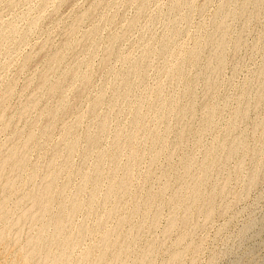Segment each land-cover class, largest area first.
I'll return each mask as SVG.
<instances>
[{"label": "rangeland", "instance_id": "1", "mask_svg": "<svg viewBox=\"0 0 264 264\" xmlns=\"http://www.w3.org/2000/svg\"><path fill=\"white\" fill-rule=\"evenodd\" d=\"M243 1L244 0H181V1L180 0H176V1L175 0L174 1L173 0H0V31L1 30L3 31V32L2 31L0 32V101H1L0 104H2V106L0 105V108L4 109V110L0 109V114L2 116V117L0 116V118L1 119L5 118L4 120L0 119V126L4 124L3 125L4 127L3 126L0 127V155H1L0 158L3 156L5 158V155L8 152V150L11 152H13L14 150V153L16 152L15 155L17 156V159H19L20 164H22L23 158L26 159V161L23 160L24 161L23 164L27 162V164H25L26 166L23 165L20 168L21 169L20 170L18 168L20 165L15 169L12 168L13 163H14L13 161L16 159H14L13 161L11 160L13 163L11 161L9 163L8 161L7 165L8 163L10 165L7 166L5 164L6 166L5 165L3 166L2 171H1L2 173H0V179L4 180V181H0V184H3V185H0V188L2 186L1 188L2 190L0 189V196L2 195L4 196V197L3 196L0 197V208H1V205L3 207V209L1 208V211H0V218L1 216H3V219L4 218L5 219L7 218L6 220L9 219L8 221H6V223L7 225L8 224L10 225V226H7L6 223L3 224L5 219L3 220L1 218L0 221H2L3 223L2 222L0 223V228H1L0 229V264H25L26 260H28L26 264H34L37 261H38L37 263L39 264H42V262L43 264L44 263L48 264L47 263L48 261L49 263L52 261L51 264H53L54 262H55L54 264H57V262L58 264H63V263L64 264H74V262L75 264H77L76 260L83 261L82 262L83 264H84V261H86L85 262L86 264H92L90 262L95 261V259L97 260L96 262L99 261L98 262L99 264H119L122 262L120 261V259L124 260V262H122L123 264L126 263L125 261H127L126 264H128V262H130V264H137V263L143 264L144 261L146 260L145 258H149V256L151 255H152L151 258L153 260L151 261V259L149 258L146 260L148 261V263L145 261V264L146 263L149 264L150 262L151 264H165V263L170 264L172 262H173L172 264H264V77H263L264 76V66H263L264 65V0H253V2L256 1V4L258 3L256 5L254 2L255 6L252 4L251 0L249 1L245 0L244 2ZM170 2L171 3L175 2V4H177L175 5L176 8L174 6H171ZM225 4H227L228 7ZM242 4H245V5H242ZM218 6L223 9L220 10L221 8H219ZM171 7L174 8V10ZM225 7H226V11H224ZM241 7L245 9L244 13ZM217 8H219V10ZM227 8L228 9L230 8V9L228 10ZM233 10H235V12H233ZM86 11L87 13L88 12L89 13L88 14L84 13ZM230 11H232V13ZM237 11H239V13H237ZM214 13L216 14L215 15L216 17H214ZM236 13H237V16H236ZM217 14L219 15L221 14L220 15L222 16L221 18H225L223 17L224 14L225 16L229 14V16L226 17L227 19L226 18L219 19V15L217 16ZM31 18L37 23L35 24L31 23V22H34V21H31ZM213 18H215V20ZM221 20H223L221 23L225 22L226 26L224 24H222L223 26L220 25L221 23L217 25V23L220 22ZM213 22L215 23L213 24ZM28 24L30 27L27 26ZM33 25L35 27H33ZM215 27H217V29ZM223 27H225L226 29V30L224 29L225 32L221 31L220 29ZM7 28L8 30H11L12 32L14 29L15 31L16 30L17 31L16 33L12 35L11 34L12 32L9 31L10 33H8ZM27 28L29 30H27ZM214 28L217 31H215ZM212 30L214 31L212 32ZM220 31L224 32L225 34L222 33L221 35ZM4 32L6 35L5 39L3 36ZM6 32L9 35H7ZM25 32H27L26 33L27 35L25 34ZM209 32L213 35H214V32L215 33L218 32L219 34L216 33L213 39H211L213 35H211L212 37L210 36L211 38L207 39L206 36L210 35ZM21 33L22 35H25V37L22 36L21 38ZM207 33L209 34L207 35ZM217 34H218V37H217ZM198 37L199 38L201 37L203 39L200 38L197 40ZM219 37L220 39H218ZM216 38H217V41L222 40V42H219V41L216 42ZM195 39L197 40V42L194 41ZM206 39L207 40L211 39V42L207 41ZM214 39H215V42L212 41ZM201 41L203 42V44L201 43ZM193 42H196L198 44L201 43L203 46L200 44L201 45V48H200L197 46L198 45L197 44L196 45L198 47V50H197V47L196 48L193 47L196 44V43L193 44ZM213 43L214 45L216 43V45L214 46ZM67 44H70V47ZM217 45L220 47L221 51ZM204 46L207 47V50H204V52H202L203 50L201 49L203 48L206 49V47ZM66 47H69V48L66 49ZM109 48L111 49L110 51L108 50ZM190 48L192 49L194 48L192 50V53L190 52L191 51ZM187 50H189L188 53H187ZM194 50L195 51L197 50V52H195ZM58 51H60L63 54L62 55L59 52V54L64 56V59H62L61 55L58 54ZM107 51H109L110 54H108ZM218 52H220L221 55H219L220 53ZM207 53H209V56L207 55ZM56 54L59 57H61L60 59L62 61L58 58V56L56 58ZM186 54L187 55L189 54L188 57H190L193 61L196 60L197 63L195 61V65H194V62L191 61L190 58L188 60V57L187 58L185 57L187 56ZM196 56L200 58H197ZM214 56H217V57L215 58ZM221 57L222 59L218 60V58H221ZM185 58L188 61H185ZM55 59L60 60V61L57 60L59 62L58 65H56L57 62ZM214 61L216 62L214 63L216 65L213 64ZM177 62L180 64L182 62L183 63L185 62L184 64L187 67H185L184 64L179 66ZM173 63H176L174 64L175 65L174 68L172 65ZM220 64H221V67L219 66ZM50 65L51 66L54 65V67L57 69L55 68L53 69V67L50 68ZM183 65L185 69L183 68ZM133 67L135 70L137 69L135 73H134L135 70H133L132 72ZM47 68L49 70H46ZM172 68L173 70L174 69L176 70L171 72ZM177 68L178 69L183 68L184 71L183 70L179 71ZM67 69H69V71ZM65 70H66L65 73L67 75L64 74L65 76L64 78H62V76L60 75H62L64 73L63 71ZM77 70L78 71L80 70L81 72H76V75H75L74 72ZM44 71H47V72H44ZM176 71H177L176 74H178L180 78L177 77V75H175ZM170 72H171L170 74L171 76L169 77L168 73ZM178 72H182V73L179 74ZM204 73L205 75H203ZM79 75L81 76L82 81ZM172 75L174 78L172 77ZM74 77H76L75 78L76 80L77 79L79 80V78L80 80L76 81L75 79H73ZM185 77H186V80L189 77L188 80L190 81H186L184 79ZM191 77L192 78L194 77L193 78L194 80L190 79ZM182 81L184 83H181ZM41 82L43 85V88L41 87L42 90L39 88L40 86H42ZM58 82L60 83L59 85H58ZM45 85L48 87V89L45 87ZM50 85L55 86L56 89L60 87L61 89L59 88L60 90L58 89V92L61 94H58L57 91H56L57 93H53V89L54 91L56 89ZM182 85L183 86L186 85V86L183 87ZM206 85L207 87H205ZM6 88H8L9 90L8 89L6 90ZM124 89H126V93H128L129 95L125 96ZM184 89L187 91H184ZM190 89L193 95H190V99H189V92H191ZM7 91L8 92L10 91V94ZM48 91L52 92V94L51 95L50 93L48 94L47 93ZM242 93L243 94L245 93V94L243 95ZM2 95H4V97ZM60 96H62L63 100L65 99L64 101L63 100L61 101L62 102L61 104L59 103L60 102L59 99L61 98ZM158 97L161 99V100L159 99L160 101L157 99ZM143 98H145L144 101H143ZM2 100L4 103L2 102ZM30 101L32 103H30ZM140 101L141 102L143 101V104H141ZM146 101L147 103H144ZM191 101L193 104L191 103ZM64 102H67V104L66 103L64 104ZM152 102H156V104L153 103V107H155L154 110L153 109L150 110V108H153ZM160 102H163V103L166 102L167 104L171 103L169 104V106L171 105L170 107L173 108L174 110L170 109V107L168 108L167 107L168 105L166 103L161 104ZM184 102L186 103V105H183V107L185 106L186 107L183 109L182 104H185ZM91 103L93 105L95 104L96 106L95 105L93 106ZM157 103L161 105L159 106ZM136 104H141L143 107H141L140 105L138 106ZM187 104H189V108ZM23 105L25 106V109L28 108L27 109L28 112L24 109ZM35 105H36V108L32 109L31 107L32 106L35 107ZM57 105H60V106H58L57 108ZM54 106L56 108H54ZM136 106H138V108L141 107V109L140 110L136 109L137 108ZM144 106H147V107H144ZM157 106L158 107L163 106V108H160L161 109L160 110ZM165 106L168 108V109L166 108V110L170 109L169 111H167V113H164L166 112V110L165 111L163 110L165 109ZM180 106L182 109L181 108L179 109ZM239 106L241 107L242 110L245 109V111H241ZM19 107H21L20 108L22 109L21 111H24V112L21 113V111L18 110ZM60 107H61V110H60ZM213 108L216 110H214ZM56 109H58L59 111L58 110L56 111ZM178 109L181 111L180 114H179L180 111ZM190 109L192 110V112ZM238 109H240V112H238L239 111ZM136 110H138L137 115L139 114L138 115L139 118L138 116H136V112H133ZM175 110L177 111L176 113H175ZM184 110L185 111L187 110L186 111L187 112L186 115L188 114L187 116L184 115L185 114ZM48 112H53L52 114L53 116H51V114H49ZM20 113L21 114L24 113V114L21 115ZM177 113H178V116L176 115ZM133 115H135L136 118H133L132 117ZM140 115H142L143 118ZM103 117L106 120L104 119L100 120V118H103ZM140 118L142 119L143 122H141ZM177 118H179V121ZM183 118L185 120H183ZM9 119L10 120L12 119L11 120L12 123L11 121L8 122ZM131 119L132 120L135 119L136 122L133 121L134 122L133 123ZM77 120L78 122H76ZM1 121L3 123H1ZM104 121L106 124L103 123ZM205 121H207L205 123L206 126L203 124ZM8 123L11 124V125L9 124L10 126L8 125L9 128L7 127ZM137 123L139 124L137 125ZM100 124L101 126L103 124L104 127L106 125L107 128L106 127L103 128L101 126L99 127ZM135 124L138 127H136ZM185 124L188 127L185 126ZM69 125L74 126V127L69 128L68 127ZM139 125H141V127ZM97 126L99 127V129L97 128ZM131 126L134 128L135 127L138 128L137 130L135 129V131L137 132H134V129ZM145 127L148 129V132L146 131L147 129ZM164 127L165 129L170 128V130L168 129L169 131H167L166 129V131H164ZM71 128H73V130ZM88 128H90L91 131L93 130L92 134H90L91 131ZM150 129L153 132L151 131L149 133ZM177 129H179L180 131L179 130L177 131ZM86 130L88 131L90 135L86 133L87 132ZM97 130L98 131L100 130L99 132L101 133L97 132ZM103 130H105V132ZM154 130L156 131L155 135L156 136L159 135L158 137H156L153 134ZM67 131L69 133L71 132V134L68 135ZM15 132L17 133L18 136L15 134ZM116 132H118V135L120 133L121 136L119 135L120 137H118L117 135L115 137L114 134L116 135ZM129 132L130 133L134 132L136 135H134L133 133L130 134ZM18 133L21 135H19ZM97 133L100 134V138L98 137L99 139L97 138V136H99V135H96ZM147 133H149V136H147L148 135ZM28 134L29 136L31 135L30 136L31 138L27 136ZM64 134H66L67 136ZM126 134L133 135L135 139L133 137L131 138L128 137V135L126 136ZM95 135H96L95 137L96 140H94V137H93ZM153 135L154 137H156L155 139ZM160 135L162 136L161 140L159 139L161 137ZM66 137H69L68 140L66 139ZM84 137L86 138V141H84L85 140L83 139ZM87 137H89L90 140L93 137L92 142L90 141L91 144H89L90 142ZM117 137H118V140H116ZM150 137H152V140H150ZM163 137L165 138V140L163 139ZM16 138H18L19 140H17ZM23 138L24 140H22ZM111 138H113V141ZM177 138L179 140L182 138L181 140L183 141L181 140L178 141ZM234 138H236L235 142L234 140L231 141V139H234ZM30 139H32L33 142ZM13 140H15V144H17L18 142L19 143L21 142L20 143L21 145H23V142L26 140L28 146L24 147L25 142H26L25 141L24 146H22L24 148L23 149V148H20L21 145L18 143V145H20V146L17 145V147H19L18 149L14 146L15 144H13L14 142ZM59 140H61L62 142ZM129 140L130 142L131 141L132 142L130 143ZM153 140L155 142H151ZM236 140L238 142H236ZM115 141L116 142L118 141V142L115 143ZM161 141L164 143L162 144ZM28 142L30 143V145ZM85 142L87 143V145ZM109 142L111 143L109 144ZM113 142L116 145L112 144ZM121 142L127 145L131 144L132 147L129 146L125 149V146L127 145L122 146ZM59 143H60V146H59ZM73 143L76 146V148L72 146L69 148L68 145L70 144L73 145ZM93 143L97 145L94 146ZM214 143H216L215 145L218 147L219 145H223L221 146L223 147L222 148L223 151L221 147H219L221 149L220 150L218 147L214 145ZM11 144H13V146ZM64 144H67V145H64ZM118 144H121V145H118ZM108 145L109 147L111 145H114V147L112 148L111 146V148H112L113 154L115 153V155L111 154L112 151H111V148L108 147ZM163 145H164V148H163ZM57 146H58V149H57ZM64 146H67V148ZM88 146L89 148L86 149V147ZM115 146L120 147V148H116ZM121 146L124 147L125 149V150L123 149L124 151L122 150ZM159 146H161V149ZM229 146L230 147L234 146V150L236 152H234L233 150L232 153H236V154L231 155L230 154L231 152H230L228 154L229 158H227V156L225 157V155L230 151ZM9 147H12V149L11 148L9 149ZM212 147L213 148L216 147L217 149L215 148L213 152ZM2 148H4V150H2ZM6 148L8 150H6ZM54 148H56V150H59L55 152L56 156L55 154L52 155L53 152L56 151ZM59 148L61 149L63 148L65 151L62 149L60 152ZM71 148H74V149H71ZM104 148L105 149L109 148V149L106 152L105 150H103ZM237 148H240L238 149V152H237ZM83 149L84 151H86V153H84ZM115 149L118 151L117 152L118 156H116L117 153ZM129 149L131 150L130 151L131 153L129 152ZM156 149L157 150L159 149L160 151L158 150L157 153L154 152V151H157ZM21 150L22 151L25 150L26 152L23 153ZM119 150L121 152L120 154H119ZM209 150H210V154H208ZM215 150L216 151L219 150L218 152H220L219 153L220 156ZM1 151L6 152V153H2ZM169 151L170 153L171 151H173L172 152L173 154L172 153H171L172 155H170V153L168 154ZM11 152H8V154H10ZM58 152L62 154L59 155ZM87 152L89 153V155ZM96 152L97 153L101 152L102 155L101 154L99 155ZM136 152L139 154H137ZM205 152L206 154L204 155L203 153ZM21 153H23L24 155H21ZM82 153L85 155L82 156ZM17 154H20V155H17ZM68 154H69V157H68ZM104 154L106 155L105 158L107 156L109 157L105 159ZM157 154H159V156H156ZM221 154L222 156L224 155L225 159H223L224 157H222ZM26 155L28 158L24 157ZM98 155L101 156L99 157V159L96 158L98 157ZM130 155L132 156L133 161L131 159L129 160V158H131ZM153 155L156 157L152 158ZM203 155L204 156L210 155V157L206 156L204 159ZM16 156H14V158H16ZM59 156H61V158ZM114 156H116L115 158L118 157L117 158L118 160L116 159L117 167L115 166L116 162L115 163L111 162L112 164H108L110 161L115 160ZM135 156L137 157L136 159H135ZM215 156H217V158H215ZM94 157H95L94 159L95 162L91 160ZM126 157L128 158L129 163L128 161L126 162L127 160ZM168 157H170L169 160H167ZM4 158H1V159L3 160ZM83 158L85 160H83ZM202 158H203V161L206 160L205 162L209 164L208 166L209 168L201 167L202 163L204 164V165L202 164L203 166L207 165L205 162H202ZM96 159L101 162L97 161ZM185 159L188 160L187 161L188 163H190L188 165V167L191 166L189 169L188 167H186L187 162L186 163L183 162ZM212 159L214 160L211 161ZM54 160H56L55 163H54ZM64 160H67L68 163L70 164H67V162L65 161L66 162V165H65ZM217 160L220 162V164H217L218 163ZM96 161L99 164L100 163L101 164L99 165L98 163H96ZM180 161L183 162L186 168L183 167V164ZM210 161L213 162L214 165L211 164ZM214 161L216 162L217 165L215 164ZM123 162H126L124 164L125 167L128 166L129 164L133 165L132 167L131 165H129L130 167H127V168H131L132 170L130 169L128 170L126 168V171H122L124 167ZM49 163L53 164V166L55 167H52L51 165L49 167ZM57 163L59 165V168L62 167L60 169L58 168L60 171L56 170L58 166ZM59 163H61V165ZM90 163L91 164L94 163L92 164L93 167L91 168H90V165H91ZM179 163L182 164V166ZM32 164H34V166L36 165V167L32 169V171L34 170L33 173L30 170L31 167L33 168ZM97 164L99 166L95 167V165ZM150 164L151 166H149ZM67 165L68 167H66ZM121 165H123V167H121ZM210 165L212 166L210 167ZM24 166L26 168H24ZM101 166L103 169L99 170ZM213 166H215V168ZM51 167H52V171L54 174L51 172ZM112 167L113 169H111V171H114L116 167L115 171L117 173L114 171L116 173V174L114 173L115 175L114 174L112 175L113 172L109 171L110 168ZM125 167H124V170H125ZM78 168H79V172H77ZM87 168H89L91 172L89 169L87 170ZM92 168L95 171L99 170L103 173L98 174L99 172H95ZM47 169H49L48 170L49 172L47 171ZM209 169L211 170L210 174H209V171H210ZM17 170L20 172L18 173ZM85 170L88 175L85 173ZM201 170H204V171H201ZM255 170H256V173H255ZM4 171L7 173H5ZM29 171L31 172V174ZM62 171L65 172L68 178L65 176V174ZM129 171H131L130 175L128 174ZM251 171H254V173ZM9 172L12 174L17 172L18 174H14L13 176ZM35 172L37 173L34 174ZM58 172H62L60 173L61 175ZM88 172H90V174ZM201 172H203V175L201 174ZM41 173L43 174V176ZM57 173L61 177H59ZM68 173L71 176L70 175L68 176ZM80 173H82V175L84 173L86 176L85 175H84L85 177L81 176ZM120 173L122 176H119ZM4 174L8 178L2 176ZM77 174H79V176ZM253 174H255L256 177L252 176ZM16 175H19V176H16ZM98 175H101V177ZM199 175L201 179L198 177ZM9 176H11V178ZM29 176H33V177L29 179ZM45 176L46 178H44ZM91 176L93 178L94 177H97V178L93 179ZM115 176L116 177L119 176L118 178L120 179L121 177V179L118 180V178H115ZM166 176L170 178V179L168 178L169 179L168 183H167L168 180H166ZM80 177L81 178L84 177L82 178L84 182L81 180ZM14 178L16 179L14 180ZM38 178H42V179H38ZM50 178L53 179V180L51 179L53 182L49 180ZM114 178L117 179L118 181H116ZM202 178L204 181L202 180ZM63 179L65 180L63 181ZM66 179H68V181L70 180L71 181L65 182ZM97 179H99V181H97ZM198 179H200V182H197L199 181ZM12 180L15 183H12ZM40 180H43V181H40ZM44 180H46V182H44ZM122 180L124 182V186L127 185L126 187L128 186L130 187V189L129 187L127 189L124 186L123 187L125 189L119 188L121 189L120 191H122L123 194L119 192V189L116 192L117 188L119 187L118 184H116V182L119 183V181H122ZM126 180L128 181L127 183H126ZM194 180L196 181V183L194 182ZM8 181L9 183L7 184L8 186L6 187L5 185ZM47 181L50 183H48ZM95 181L99 182V184H96L97 182L94 183ZM106 181L108 182L109 185L111 184L110 182H113L110 185V187L113 184L115 186L113 185L112 186L113 188H109L108 187L109 185L107 184ZM59 182L60 184L58 185ZM63 182H65L64 184L65 185L67 184L68 187L64 186V184H62ZM193 182L195 183L194 185L198 183L196 185V188H198L197 194L198 196H202V198L196 195L193 196L194 194L193 192L194 188L192 184ZM42 183L47 187V189L49 186V190H47V192L49 191L48 194H52V195L51 197L50 195L48 197L46 195L47 198L46 197L45 198L47 199L48 203H45L46 199L44 198L45 199L44 202L42 201L40 204L36 205L34 197H36L35 195H37L40 192L38 188L39 189L46 188L44 185L41 186ZM80 183H83L84 186ZM92 183L95 185H98V188L95 189L97 186L93 185ZM39 184H41L40 185L41 188L38 186ZM91 184L95 186V188ZM163 184H166L165 185L166 187H164ZM36 185L38 186V188ZM50 185L54 189L51 188ZM75 185H77V189ZM78 185L80 187L83 186V189L84 188L85 189L81 190ZM10 186L12 189L10 188ZM59 186L61 187V189L59 188ZM178 186H181V188L179 189ZM32 187L34 189L36 188L35 190L37 191L34 190V193H33ZM107 187L109 188L108 190H106ZM6 188L11 191L6 190ZM78 188L81 192L78 190ZM161 188H163V190ZM50 189H52L53 191ZM122 189H124L125 191L126 189L130 191L129 192L126 191L127 194H125L124 193L125 191ZM159 189L161 190V192ZM178 189L181 190L179 191V193L177 192ZM183 189L184 190L186 189L187 191L185 190L182 193ZM215 189L217 191V194H216ZM75 190L79 191L80 194L82 195L79 196L78 195L79 192L75 193L76 192ZM92 190H93L92 192L93 194L91 193L89 194V192ZM94 190L96 191L94 192ZM157 190L160 193L156 192V194L159 193L156 196L155 191ZM174 190L177 196L174 194L171 195V193H174L173 192ZM220 190L221 191L224 190L222 191L223 193H221ZM27 191H28L27 194L31 193V195H26L25 193ZM50 191H52L53 193L52 192L50 193ZM55 191H58L56 192L58 195L55 194ZM105 191H108V192L111 191L112 193L114 192L111 195L115 196V199L114 197L112 198V196L108 194V192H105ZM198 191L201 195L198 193ZM208 191H210L212 194L209 192L208 193L209 196L206 198ZM22 192H24V194H22ZM36 192L38 193L36 194ZM115 192L118 194L117 196ZM186 192H188L189 194H187ZM202 192H203V195H202ZM59 193H60V196H62V200H61V197L59 196ZM74 193L75 195L77 194L76 197ZM161 193L162 195H160ZM64 194H66V196ZM69 194H70V197L68 196ZM95 194H97V196ZM103 194L104 195L107 194L106 196L108 197L107 198L108 201L106 200V196L103 197ZM120 194L123 196L120 197ZM214 194L216 195L214 196ZM89 195H92V197L94 198L92 199V197ZM158 195H160V197ZM187 195L191 196V198H188ZM144 196L147 197L146 200L144 199L146 198ZM171 196H172V199L174 200V201L172 200L173 202L171 201L172 203L169 202L170 199L168 200V198H170ZM175 196L177 199H175ZM183 196H184V199L187 197L186 199L187 201H185L184 199H181L183 198ZM192 196L193 198L195 197L196 200L198 197V201L192 200L191 203H194V204L189 205L190 202L188 203V201H191L190 199H193ZM203 196H204L205 204L203 202L204 201ZM66 197H68L69 199L67 198V201H64ZM72 197H74L75 199H73ZM116 197L117 198L119 197L118 200H116ZM156 197L158 198L155 200ZM111 198L114 200V201L112 200L114 203L110 202ZM149 198L150 199L152 198V200H148ZM179 198L183 200L181 203H179L180 202ZM199 198L201 199L202 202L200 201ZM208 198H210V202L212 200L213 204L207 201ZM17 199L19 202L23 201L22 204H20L18 201L17 203L16 202ZM24 199H28V200L24 201ZM48 199L51 200V202ZM52 199L55 202L57 201L59 204L61 201L62 205L63 204L64 205L60 206L57 202L54 203ZM103 199H105L107 202L106 201L103 202L102 201ZM1 200L5 201V202L3 201L4 204L1 202ZM13 200L15 203L13 202ZM71 200L73 204L71 203ZM78 200L79 201L81 200L80 203L82 204H79ZM175 200H178L177 203L175 202ZM144 201H145V205L147 206L148 204H150L149 201H151L150 205L153 204L152 207L150 205L146 207L143 203ZM162 201L164 204L165 202L169 203L168 205H172L175 202L176 204L174 203L173 205H176V206H174L175 208H172L173 206L169 207L167 206V204L164 205ZM65 202L67 203L65 204ZM87 202H89L88 203L89 205L87 204ZM102 202L103 203L106 202L105 204L107 205L103 204V207H102ZM206 202H209L208 203L209 206ZM5 203H6V206H3L5 205ZM99 203H101L100 204L101 206L99 205ZM109 203L111 205V208H110ZM182 203L186 205L188 204V205L186 206V205H183ZM33 204L34 206H32ZM41 204L45 206L43 207V209L45 208L44 210L47 211L46 208L50 209L51 212L47 211L48 212L47 214H50L48 218H47V214L46 215L44 214V212L46 211L40 208V206L42 207ZM44 204H47L48 206H51V205L52 206L48 207L47 205H44ZM85 204L87 205V207ZM117 204L119 205V207L121 206L124 209L121 207L120 209ZM133 204H135V206L138 208H135ZM20 205L22 206L20 207ZM68 205H69V208H67ZM140 205H142V207ZM37 206H39L38 209H37ZM56 206H58V208ZM76 206H77V209L74 208ZM113 206L115 209L113 208ZM127 206L129 209L127 208ZM143 206H145L144 209H143ZM163 206H167L168 208L163 207ZM179 206H181V208H179ZM183 206L186 208L187 207L189 208L186 209ZM210 206L212 209L209 208ZM59 207L61 208L60 210H58ZM65 207L67 208V211ZM71 207L74 208V210L78 212H75L73 209H71ZM80 207H84V208L79 209ZM88 207L89 208L91 207V209H89ZM206 207L207 209L202 210V208H206ZM17 208L19 209V212L18 214L15 215V213H17L18 211ZM107 208H110L109 210L113 211V212L111 211L112 215L114 213L115 215L120 213V215L118 214L116 215V217H114L115 215L111 216L109 214L110 211L109 210L106 211ZM132 208H135L136 210L134 209L135 210L134 211L132 210ZM156 208L160 210L156 211ZM9 209L10 210L13 209L12 210L13 212L12 211H10L11 213L5 212L6 210L9 211ZM84 209L85 211L88 210L90 214L88 218H87L88 213L86 212L87 214L86 213L84 214L85 212ZM93 209L94 210L96 209V210L93 211ZM146 209H147V213L145 212ZM176 209H180V210L176 211ZM208 209L209 211H207ZM2 210H4L5 213ZM61 210H63L62 212L63 214L66 211L65 213L66 215L60 214ZM72 210H73V213H71ZM91 210L95 212L94 214L92 213L93 216L91 215ZM28 211L29 212L32 211V212L29 214ZM55 211L58 213H56ZM203 211L205 213H208L207 216ZM36 212L37 213L39 212V214H36ZM141 212L142 213L144 212V213L141 215ZM155 212H157V214L160 212L158 214L159 216H156ZM7 213H10V214L7 215ZM53 213L56 215L55 217L58 218L57 219L58 221H60L61 219L62 220L64 219L63 221L61 220L63 223L60 221L61 222L60 232L63 230L65 231V234L66 233L69 234L70 232V235H71V232L74 231L75 234L74 233H73L74 235L72 234V236L74 237L69 236V238L73 242L68 238L67 234L65 237L60 232H58L56 236L54 235L56 234L54 232L55 231L54 225L58 221L57 220L55 221L54 218H52L54 222H51L52 220L50 219L51 217L54 216V215L51 216V214ZM75 213L76 215H73L74 219L70 220L72 219L71 217H73L71 215ZM107 213L109 214V217ZM126 213L129 214L128 218L126 217L127 220L124 217ZM173 213H175V215ZM209 213H211V215ZM11 214L13 215L11 216ZM23 214L25 216H22ZM144 214L146 216H144ZM172 214H173V217H172ZM36 215H37V219L35 217ZM68 215L69 217L71 216L69 219L68 217H66ZM122 215H124L123 216L124 218L122 217ZM138 215L140 217L141 216L146 217L145 218L146 222L144 223L145 219L143 220L142 219L143 217L140 219ZM152 215L154 217H158L156 223L154 222L156 221V218L155 220H154V217H153V220L151 219ZM186 215L188 217L187 218L188 221L186 217L185 219L188 223H186L183 217ZM208 215L209 217L210 216L211 217L207 219ZM106 216L110 219L111 217H114V219L109 220L106 218ZM26 217H28V220ZM45 217L47 218L46 220V222L48 221L47 223L43 221ZM96 217L100 218L101 220L98 219L100 221H97ZM120 217H122V221L124 224H122V221L121 222L117 221L118 219L121 220ZM167 217L169 218L172 217V218L168 220ZM181 217H182V220H181ZM17 218H19V220H17ZM38 218H40V220ZM66 218L69 221H71L72 224L68 220L66 224ZM85 218L90 219V220L92 219V220L90 221ZM174 218H176L177 220L175 221ZM33 219L35 220L33 221ZM16 220L18 221V223L15 222ZM26 220L30 224L29 223L27 224ZM82 220L84 221V223H86L84 225L85 227L86 225L89 226L91 223L95 221V224H91V230L89 228L90 231H92L93 229L95 230L89 233L88 228L87 227L85 228L82 226L83 225ZM140 220H142V223ZM166 220H168L167 221L168 223L170 222V220H172L174 223L176 222V226H172L173 227L172 230H170V227H169V230H167L168 228L166 227H168L169 225L167 226L165 225L167 223ZM10 221L13 223V224L11 223L12 225L10 224ZM182 221H185L186 224L183 223ZM23 222H26V223H23ZM31 222L34 224H32ZM41 222L47 225L50 222L51 225L53 224L54 225L53 227L52 226L50 227V224H49L48 226L49 229H48L47 225L45 226L46 227L45 228L43 227L45 224L43 225ZM88 222L90 224H87ZM98 222H101L104 225ZM113 222L114 224L118 222L120 223L114 225ZM150 222L152 223V225ZM137 223H138L139 228L140 226H143L142 229H145V231L143 230L142 232L141 229L137 231L138 226L135 227ZM15 224H20V226L21 224H23V226L25 224V226L24 227L23 226L20 227L19 225L15 226ZM120 224L124 226H119ZM182 224L183 225L185 224V226H183ZM28 225L29 226L34 225V226L31 228V226L29 227ZM94 225L96 226L101 225V226H99V228L98 227L95 228L96 226L94 227ZM116 225H118L121 231V232L119 231L120 234L117 233L118 227H116ZM131 225H135V226L131 227ZM13 226H14V229L11 230ZM17 226L18 228H16ZM64 226H66L67 229ZM6 227H9V229L7 230ZM27 227H29V229ZM36 227L39 230V231L37 230L38 232L36 231L37 229ZM74 227L77 229H75ZM78 227L79 228L81 227V229H79ZM148 227H151V229L150 228L148 229ZM72 228H74V230H72ZM128 228L129 230L131 229V231H129ZM132 228H134L135 230L137 229L136 232ZM15 229L16 230L18 229V230L16 231ZM43 229L44 230L46 229V231L43 232ZM78 229L79 230L83 229V230L79 231ZM84 229L87 233L84 231ZM104 229L106 230L104 231ZM163 229L165 230V232ZM77 230L80 232L79 234H81L82 232V234L84 233V236L85 235L86 236L84 238L83 236L79 237V234L76 232ZM17 232L19 233V235ZM40 232H43V235L38 234ZM105 232L107 233L104 234ZM111 232L112 233L115 232L117 235L112 236ZM129 232H131L132 234L130 235ZM34 233H36L35 236H39V238L37 239L36 237L34 238ZM52 233H53V236H52ZM162 233H164L163 234L164 236H162ZM182 233L184 234L182 235ZM31 235L36 240L40 239L41 237H43L44 239L45 238L47 239L49 235H51L52 237L49 236L50 241L48 239L44 240L43 238H41L40 241L43 242V244L38 240L42 244L41 245L40 243H38V241L36 242L32 237H30ZM103 235H105L104 237L108 238L107 246L106 244L102 245V243L104 242V238H101V237H103ZM132 235H135L137 237L139 235H142V236H140V238L138 239L137 237L132 236ZM44 236H47V237H44ZM121 236L124 241L120 238ZM56 237L58 239H56ZM63 237L64 238L67 237L70 241H68V245H67L68 248L64 247L65 249L63 250V255H62L61 254L62 247L65 244L63 243L61 245L60 244L57 245L58 249L56 250V252L58 254L54 252L55 249H53L54 248L53 246H55L56 248L57 243L65 242V240L67 241V239L64 240ZM75 237L77 239H75ZM111 237L112 238L115 237L114 239L115 241L116 240L117 241L115 242L114 240H111L112 239ZM151 237L153 239H151ZM180 237L182 238L183 241L179 239ZM51 238H53V240ZM59 238L62 239L61 242ZM78 238L82 240L80 239L78 240ZM99 238H101L100 244L96 246V244L99 243V240H98ZM156 238L159 239L157 240V242L155 241ZM162 238H164L163 241H162ZM133 239L135 240V242H132L134 241ZM148 239L150 240V242L148 241ZM160 239L162 243L159 242ZM176 239L178 240V242H180L179 240H181L182 243L180 242L181 244H178ZM30 240H32L31 242H33L34 246H35L34 243H36V246L37 245L38 246L32 249L31 245H29ZM74 240L75 241L77 240V243H79V245L77 244L78 245L77 247L75 246L76 243L74 242ZM118 240H120V242H118ZM52 241H55V242H52ZM175 241H176V244L174 243ZM45 242H49L50 244L52 243L51 245L52 248L50 246L47 247L48 243L46 244ZM69 242L71 244H69ZM110 242H111V245H110ZM118 243H121V244H119L118 246ZM150 244L153 245L152 247H155L156 245L158 249L156 248L155 250V248H151ZM24 245L26 246L25 248L23 247ZM70 245L74 247H71ZM104 245L106 247H104ZM115 245L119 247V249H123L125 253H123V251L121 250L119 252L121 254H118L119 249L115 247ZM149 245H150L151 252L149 251V247H147ZM39 246L41 249H42L41 246H43V248L47 247L48 249L50 248L51 250L49 249L50 251L49 252L47 251L48 249L45 248L44 252L47 251L46 252L47 254H46L43 251H39L40 250ZM60 246L61 248H59ZM108 246L109 247L112 246V247L109 248ZM29 247H31V249ZM98 247L100 249H98ZM102 247H104L103 250L101 249ZM38 248L39 250H37ZM107 248H109V250ZM112 248L114 251L116 250L115 252L112 253L113 255L116 253L114 256L111 255L110 253L113 251L111 250ZM147 248H148V251H147ZM87 249L89 250V252H85V250ZM126 249L127 250L129 249V251H127ZM144 249L145 251H143ZM23 250L25 251V254L22 253L24 252ZM65 250L66 251L68 250V251L66 252ZM99 250L101 251L100 253H99ZM104 250L105 251L107 250L105 252L106 254L105 255L103 254L104 256H101ZM141 250L143 252L147 251L148 253L149 252L150 253L148 255H146V253H144L145 255H141V253L143 254ZM178 250L179 251L181 250V251L178 252ZM35 251L36 253L41 252L40 255L36 254V256L38 255V258L35 256ZM69 251H71L72 253L71 255L68 254ZM90 251L91 253L95 252L96 254L90 255ZM52 252H53V255H52ZM59 252L61 254V257H60ZM175 252L177 255L178 254L179 256L181 255V257L178 256L177 259L179 261H176L177 260L176 259L175 260L176 262L174 261L171 262L170 258L173 255V253L175 254ZM181 252H183V254ZM54 253L57 255H55ZM84 253L86 254L88 253V256L90 255L89 256L90 258ZM98 253L104 259L102 258L100 259L99 258L100 256L98 255ZM44 254H46V256ZM78 254H79V257H78ZM109 254L113 256V258H115L114 259L115 262H113V259L112 257H110ZM117 254H118V258H116ZM122 254H125L128 260ZM26 255H29L28 258L30 259L28 258L26 259ZM64 255H65V258H64ZM67 255L71 256L70 257L71 259L69 258V256L67 258L66 257ZM96 255H97V258H94V256ZM121 255L124 257H122ZM41 256H44V258L48 257V260L43 261L44 258L43 257L41 258ZM50 256H53L55 259ZM58 256L61 259L58 258ZM74 256H76L77 258H73ZM80 257L81 258L85 257V259L82 258V260H80L81 259ZM138 257L142 258V262H140V259ZM39 258L42 260V262H39L41 261V260H38ZM62 258L63 259L67 258L68 262L65 263L66 261L63 260ZM88 258L91 261H89ZM143 258L145 260H143ZM74 259L76 260L74 261ZM109 259H111L112 261H110ZM136 259L138 260L137 263L136 261H134ZM60 260H63V263ZM100 260L103 262L100 263ZM132 260L134 261V263L132 262ZM79 261H78V264L81 263V262L79 263ZM166 261H168L169 263ZM93 264H96V263L94 262Z\"/></svg>", "mask_w": 264, "mask_h": 264}, {"label": "bare ground", "instance_id": "2", "mask_svg": "<svg viewBox=\"0 0 264 264\" xmlns=\"http://www.w3.org/2000/svg\"><path fill=\"white\" fill-rule=\"evenodd\" d=\"M173 1H174V0H173ZM175 1H176V0H175ZM180 1H181V0H180ZM244 1H245V0H244ZM244 1H243V2H244ZM248 1H249V0H248ZM251 1H252V4H253V5H254V2H255V4H256V1H254V2H253V0H251ZM258 2H259V1H258ZM170 3H171V2H170ZM177 3H178V2H177ZM172 4H174V5H172ZM252 4H251V5H252ZM257 4H258V3H257ZM257 4H256V5H257ZM170 5L175 7V5H177V4H175V2H174V3H171ZM225 5L227 6V4H225ZM242 5H245V4H242ZM247 5H248V3H247ZM219 6H220V5H219ZM219 6H218V7H219ZM254 6H255V5H254ZM227 7H228V6H227ZM171 8H172V7H171ZM175 8H176V7H175ZM219 8H221V7H219ZM219 8H217V9L219 10ZM237 8H238V7H237ZM172 9L174 10V8H172ZM222 9H223V8H221L220 10H222ZM227 9H228V8H227ZM229 9H230V8H229ZM229 9H228V10H229ZM239 9H240V8H239ZM241 9H243V13H244L245 9H244L243 7H241ZM218 10H216V11H218ZM237 10H238V9H237ZM87 11H88V10H87ZM87 11L84 12V13H87ZM89 11H90V10H89ZM224 11H226V7H225V10H224ZM241 11H242V10H241ZM241 11H240V12H241ZM220 12H221V11H220ZM222 12H223V11H222ZM230 12L232 13V11H230ZM233 12H235V10H233ZM88 13H89V12H88ZM88 13H87V14H88ZM216 13H217V12H216ZM226 13H227V12H226ZM228 13H229V12H228ZM237 13H239V11H237ZM237 13H236V16H237ZM234 14H235V13H234ZM234 14H233V15H234ZM240 14H241V13H240ZM42 15H43V14H42ZM215 15H216V14L214 13V17H216ZM218 15H219V14H217V16H218ZM220 15H221V14H220ZM220 15H219V19L222 17V16H220ZM222 15H223V14H222ZM226 15H227V14H226ZM230 15H231V14H230ZM243 15H244V14H243ZM227 16H229V14H228ZM227 16H225V14H224L223 17L226 18ZM234 16H235V15H234ZM238 16H239V15H238ZM225 18H221V19H225ZM213 19L215 20V18H213ZM226 19H227V18H226ZM214 20H213V21H214ZM29 21H30V20H29ZM31 21H34V20H32V18H31ZM222 21H223V20H221L220 22H218L217 25L220 24ZM77 22H78V21H77ZM216 22H217V20H216ZM28 23H29V22H28ZM31 23H34V24H35V23H37V22L34 21V22H31ZM214 23H215V22H213V24H214ZM222 24H224V25L226 26V23H225V22H224V23H221L220 25H222ZM77 25H78V24H77ZM77 25H76V26H77ZM215 25H216V24H215ZM215 25H214V26H215ZM220 25H219V26H220ZM27 26H29V24H28ZM31 26H32V25H31ZM222 26H223V25H222ZM29 27H30V26H29ZM33 27H35V26L33 25ZM71 27H72V26H71ZM215 28L217 29V27H215ZM215 28H214V30H215ZM218 28H219V27H218ZM13 29H14V28H13ZM212 29H213V28H212ZM220 29H221V31H224L225 27L220 28ZM222 29H223V30H222ZM27 30H29V29L27 28ZM214 30H212V32H213ZM218 30H219V29H218ZM225 30H226V29H225ZM1 31H2V30H1ZM1 31H0V32H1ZM7 31H8V33L12 32L11 30H8V28H7ZM9 31H10V32H9ZM14 31H15V29H14L13 32L11 33L12 35H13L14 33H16L17 30H16L15 32H14ZM73 31H74V30H73ZM215 31H217V30H215ZM221 31H220V32H221ZM2 32H3V31H2ZM218 32H219V31H218ZM218 32H216V33H218ZM224 32H225V31H224ZM224 32H221V35H222V33L225 34ZM22 33H23V32H22ZM22 33H21V38H22V36L25 37V35H22ZM26 33H27V32H25V34H26ZM68 33H69V32H68ZM70 33H71V31H70ZM209 33H210V32H209ZM209 33H207V35H208ZM216 33L214 32V35H216ZM6 34H7V32H6ZM218 34H219V33H218ZM218 34H217V37H218ZM2 35H3V34H2ZM7 35H9V34H7ZM26 35H27V34H26ZM211 35H213V34L210 33V35L206 36V38H207V39H208V38H211V37H212ZM214 35H213V37H212L211 39L214 38ZM221 35H220V37H221ZM3 36H4V39H5V37H6L5 32H4V35H3ZM202 36H203V35H202ZM210 36H211V37H210ZM1 37H2V36H1ZM215 37H216V36H215ZM220 37H219L218 39H220ZM200 38H201V37H200ZM200 38L198 37L197 40L200 39ZM204 38H205V36H204ZM223 38H224V37H223ZM223 38H222V39H223ZM201 39H203V38H201ZM207 39H206V40H207ZM211 39H210V40H207V41H210V42H211ZM197 40L195 39L194 41L197 42ZM204 40H205V39H204ZM207 41H206V42H207ZM212 41L215 42V39L212 40ZM218 41H219V40H218ZM218 41H217V38H216V42H218ZM196 42H193V44L196 43ZM198 42H199V41H198ZM204 42H205V41H204ZM219 42H222V40H220ZM201 43L203 44L202 41H201ZM201 43H199V44L196 43L195 46H193V47L196 48V47L198 46V47L201 48V45H202ZM65 44H66V43H65ZM75 44H76V43H75ZM197 44H198V45H197ZM200 44H201V45H200ZM207 44H208V43H207ZM67 45H69V47H70V44H67ZM67 45H66V46H67ZM196 45H197V46H196ZM199 45H200V46H199ZM213 45H214V43H213ZM215 45H216V43H215ZM215 45H214V46H215ZM218 45H219V43H218ZM218 45H217V46H218ZM87 46H88V45H87ZM202 46H203V45H202ZM206 46H208V45H206ZM206 46H204V47H206ZM211 46H212V45H211ZM220 46H221V45H220ZM222 46H223V44H222ZM236 46H237V45H236ZM63 47H64V46H63ZM69 47H66V49L69 48ZM111 47H112V46H111ZM198 47H197V50H198ZM209 47H210V45H209ZM209 47H208V48H209ZM212 47H213V46H212ZM218 47H219V46H218ZM234 47H235V46H234ZM194 48H193V49H194ZM213 48H214V47H213ZM190 49H191L190 52L192 53V50H193V49H192V48H190ZM209 49H210V48H209ZM216 49H218V48H216ZM219 49H220V47H219ZM222 49H223V48H222ZM64 50H65V49H64ZM108 50L110 51L111 49L109 48ZM197 50H196V51L194 50V51L197 52ZM201 50H203L202 52H204V50H207V47H206V49L203 48V49H201ZM201 50H200V51H201ZM213 50H214V49H213ZM109 51H107L108 54H110ZM218 51H219V50H218ZM220 51H221V49H220ZM59 52H60V51H58V54H59ZM188 52H189V50H187V53H188ZM207 52H208V51H207ZM210 52H211V51H210ZM60 53H61V52H60ZM199 53H201V52H199ZM218 53H220V52H218ZM61 54H62V53H61ZM61 54H59V55H61ZM108 54H107V55H108ZM189 54H190V53H189ZM189 54H188V55H189ZM194 54H195V53H194ZM194 54H193V55H194ZM197 54H198V53H197ZM197 54H196V55H197ZM62 55H63V54H62ZM62 55H61V57H62V59H64V56H62ZM186 55H187V54H186ZM188 55L185 56V57L187 58ZM193 55H192V56H193ZM202 55H203V54H202ZM207 55L209 56V53H207ZM219 55H221V53H220ZM57 56H58V55L56 54V58H57ZM194 56H195V55H194ZM194 56H193V57H194ZM197 56H198V55H197ZM197 56H196V57H197ZM205 56H206V55H205ZM26 57H28V56H26ZM26 57H25V59H26ZM51 57H52V56H51ZM61 57L58 56L59 59H60ZM201 57H202V56H201ZM214 57L216 58L217 56H214ZM29 58H30V57H29ZM29 58H28V59H29ZM54 58H55V57H54ZM54 58H53V60H54ZM105 58H106V57H105ZM186 58H185V61H188L190 57H188V60H187ZM194 58H195V57H194ZM194 58H193V59H194ZM197 58H200V57H197ZM203 58H204V57H203ZM215 58H214V59H215ZM51 59H52V58H51ZM59 59H57V60L60 61L61 59H60V60H59ZM182 59H184V58H182ZM190 59H191V58H190ZM195 59H196V58H195ZM212 59H213V57H212ZM219 59H222V57H221V58H218V60H219ZM55 60H56V59H55ZM57 60H56V62H57L56 65H58V63H59ZM198 60H199V59H198ZM205 60H206V58H205ZM215 60H216V59H215ZM61 61H62V60H61ZM182 61H183V60H182ZM191 61H193V60L191 59ZM195 61H196V60H195ZM195 61H193V62H194V65H195ZM212 61H213V60H212ZM178 62H180V61H178ZM178 62H177V63H178ZM189 62H190V61H189ZM208 62H209V61H208ZM220 62H221V61H220ZM102 63H103V61H102ZM104 63H105V62H104ZM129 63H130V62H129ZM184 63H185V62H184ZM184 63L182 62L181 64H180V63H178V64H179V66H180V65H182V64H184ZM196 63H197V61H196ZM198 63H200V62H198ZM214 63H216V62L214 61L213 64H214ZM217 63H218V62H217ZM53 64H54V63H53ZM174 64H176V63H173V64H172V65H173V68H174V66H175ZM201 64H202V63H201ZM56 65H55V66H56ZM184 65H185V64H184ZM184 65H183V68H184ZM192 65H193V64H192ZM210 65H211V64H210ZM214 65H216V64H214ZM177 66H178V65H177ZM219 66L221 67V64H220ZM263 66H264V65H263ZM48 67H49V66H48ZM51 67H53V69L55 68L54 65H53V66L50 65V68H51ZM127 67H128V66H127ZM134 67H135V66H134ZM134 67L132 68V72H133V70H135ZM185 67H187V66L185 65ZM202 67H203V66H202ZM206 67H207V66H206ZM135 68H136V67H135ZM173 68L171 69V72H173V71L176 70V69L173 70ZM183 68H182V69H180V68L178 69V68H177V69H178L179 71H180V70L182 71ZM55 69H57V68H55ZM184 69H185V68H184ZM262 69H263V67H262ZM46 70H49V69L47 68ZM67 70L69 71V69H67ZM136 70H137V69H136ZM136 70L134 71V73L136 72ZM206 70H208V69H206ZM218 70H219V69H218ZM218 70H217V71H218ZM54 71H55V70H54ZM73 71H74V70H73ZM169 71H170V70H169ZM183 71H184V70H183ZM185 71H186V70H185ZM259 71H260V70H259ZM44 72H47V71H44ZM63 72H64V73H63V74L61 73L62 75H60V76H62V78H64V76H65L64 74H66V73H65L66 70L63 71ZM76 72H81V71H80V70H79V71H78V70L75 71V72H74L75 75H76ZM171 72L168 73V74H169V77L171 76V75H170ZM210 72H211V71H210ZM134 73H133V74H134ZM176 73H177V71L175 72V75H177V77H179L178 74H176ZM178 73L181 74L182 72H178ZM261 73H262V72H261ZM261 73H260V75H261ZM43 74H44V73H43ZM68 74H69V73H68ZM168 74H167V75H168ZM172 74H173V73H172ZM217 74H218V73H217ZM66 75H67V74H66ZM75 75H74V76H75ZM80 75H81V74H80ZM80 75H79V76H80ZM201 75H202V74H201ZM203 75H205V73H204ZM206 75H207V74H206ZM82 76H83V75H82ZM208 76H209V75H208ZM215 76H216V75H215ZM257 76H258V75H257ZM42 77H43V76H42ZM72 77H73V75H72ZM172 77H173V75H172ZM172 77H171V78H172ZM175 77H176V76H175ZM194 77H195V75H194ZM194 77H193V78H194ZM196 77H198V76H196ZM203 77H204V76H203ZM263 77H264V76H263ZM70 78H71V77H70ZM75 78H76V77H74L73 79H75ZM80 78H81V76H80ZM80 78H79V80H80ZM173 78H174V77H173ZM179 78H180V77H179ZM188 78H189V77H188ZM188 78H187V80H186V77H185L184 79H185L186 81H190V80H188ZM193 78L191 77L190 79L194 80ZM207 78H208V77H207ZM41 79H42V78H41ZM60 79H61V77H60ZM71 79H72V78H71ZM75 80H76V79H75ZM77 80H78V79H77ZM77 80H76V81H77ZM79 80H78V81H79ZM83 80H84V78H83ZM182 80H183V79H182ZM185 80H184V81H185ZM206 80H207V79H206ZM209 80H210V79H209ZM262 80H263V79H262ZM72 81H73V80H72ZM81 81H82V78H81ZM126 81H127V80H126ZM178 81H179V80H178ZM213 81H214V80H213ZM47 82H48V81H47ZM201 82H202V81H201ZM43 83H44V82H43ZM54 83H55V82H54ZM122 83H123V82H122ZM181 83H184V82L182 81ZM188 83H190V82H188ZM188 83H187V84H188ZM45 84H46V83H45ZM50 84H51V83H50ZM59 84H60V83L58 82V85H59ZM185 84H186V82H185ZM41 85H42V82H41ZM48 85H49V84H48ZM56 85H57V84H56ZM58 85H57V86H58ZM123 85H124V84H123ZM189 85H191V84H189ZM207 85H208V84H207ZM207 85H206L205 87H207ZM50 86H52V85H50ZM50 86H49V88H50ZM128 86H129V85H128ZM128 86H127V87H128ZM182 86H183V85H182ZM184 86H186V85H184ZM184 86H183V87H184ZM41 87L43 88V85L40 86L39 88L41 89ZM45 87L48 89V87H47L46 85H45ZM45 87H44V88H45ZM52 87L56 89L55 86H52ZM8 88H9V87H8ZM8 88H6V90H7ZM39 88H38V89H39ZM46 88H45V89H46ZM53 88H52V89H53ZM57 88H58V87H57ZM59 88H60V87H59ZM59 88H58V89H59ZM190 88H191V87H190ZM9 89H10V88H9ZM9 89H8V90H9ZM58 89H56L55 91H54V89H53V93H57V92H58ZM60 89H61V88H60ZM60 89H59V90H60ZM185 89H186V87H185ZM185 89H184V91H187V90H185ZM205 89H206V88H205ZM6 90H5V91H6ZM41 90H42V89H41ZM124 90H125V96H126V95H129L128 93H126V89H124ZM43 91H44V90H43ZM49 91H50V90H49ZM49 91H48L47 93H48V94L50 93V95H51L52 92H49ZM56 91H57V92H56ZM61 91H62V90H61ZM190 91H191V89H190ZM7 92H8V91H7ZM157 92H158V91H157ZM243 92H244V91H243ZM8 93L10 94V91H9ZM8 93H7V94H8ZM41 93H42V91H41ZM123 93H124V92H123ZM3 94H4V92H3ZM58 94H61V93L58 92ZM242 94H243V93H242ZM244 94H245V93H244ZM244 94H243V95H244ZM121 95H122V94H121ZM190 95H193V94H192V91L189 92V99H190ZM2 96L4 97V95H2ZM5 96H6V95H5ZM42 96H43V95H42ZM46 96H47V95H46ZM48 96H49V95H48ZM62 96H63V94H62ZM62 96H60L61 98L59 97V98H60V99H59V100H60V102H59L60 104L62 103L61 101L63 100V99H62ZM123 96H124V94H123ZM158 96H159V95H158ZM98 97H99V95H98ZM192 97H194V96H192ZM192 97H191V98H192ZM1 98H2V97H1ZM6 98H7V97H6ZM100 98H102V97H100ZM100 98H99V100H100ZM3 99H4V98H3ZM43 99H44V98H43ZM126 99H127V98H126ZM155 99H156V98H155ZM157 99L159 100L160 98L158 97ZM189 99H188V100H189ZM64 100H65V99H64ZM64 100H63V101H64ZM93 100H94V99H93ZM144 100H145V98H143V101H144ZM160 100H161V99H160ZM160 100H159V101H160ZM97 101H98V100H97ZM114 101H115V100H114ZM143 101H142V102L140 101L141 104H143ZM156 101H157V100H156ZM0 102H1V101H0ZM2 102H3V100H2ZM100 102H101V101H100ZM115 102H116V101H115ZM140 102H139V103H140ZM170 102H171V101H170ZM3 103H4V102H3ZM30 103H32V102L30 101ZM65 103L67 104V102H64V104H65ZM95 103H96V102H95ZM137 103H138V102H137ZM144 103H147V101L144 102ZM148 103H149V102H148ZM153 103L156 104V102H152V107H153ZM158 103H159V102H158ZM158 103H157V104H158ZM160 103H161V104H165L166 102H165V103L160 102ZM184 103H185V102H184ZM187 103H188V102H187ZM191 103H192V101H191ZM26 104H28V103H26ZM36 104H37V103H36ZM64 104H63V105H64ZM91 104H92V103H91ZM99 104H100V103H99ZM113 104H114V103H113ZM141 104H136V105H138V106L140 105L141 107H143ZM161 104H160V105H161ZM166 104H167V103H166ZM169 104H171V103H169ZM169 104H167V105H168V106H167L168 108L171 106V105L169 106ZM176 104H177V103H176ZM189 104H190V103H189ZM189 104H187V105H188V108H189ZM192 104H193V103H192ZM0 105L2 106V104H0ZM4 105H5V104H4ZM92 105H93V104H92ZM94 105H95V104H94ZM94 105H93V106H94ZM145 105H146V104H145ZM150 105H151V104H150ZM158 105H159V104H158ZM160 105H159V106H160ZM183 105H186V103H185V104H182V108L184 109L186 106L183 107ZM23 106H24V105H23ZM29 106H30V105H29ZM58 106H60V105H57V108H58ZM64 106H65V105H64ZM66 106H67V105H66ZM93 106H91V107H93ZM95 106H96V105H95ZM138 106H136V107H137L136 109H139V110H140L141 107L138 108ZM190 106H191V105H190ZM21 107H22V106H21ZM21 107H19L18 110L21 111V110H22V109H20ZM26 107H28V106H26ZM62 107H63V106H62ZM112 107H114V106H112ZM115 107H116V105H115ZM144 107H147V106H144ZM157 107H158V106H157ZM167 107L165 106V109H163V110L165 111ZM172 107H173V106H172ZM175 107H176V106H175ZM212 107H214V106H212ZM239 107H240V106H239ZM239 107H237V108H239ZM31 108H32V109H33V108L35 109V108H36V105H35V107L32 106ZM54 108H56V107L54 106ZM63 108H64V107H63ZM149 108H150V106H149ZM154 108H155V107L150 108V110H151V109L154 110ZM158 108H159V109H160V108H163V106H162V107H158ZM168 108H167V109H168ZM177 108H178V106H177ZM180 108H181V106L179 107V109H180ZM182 108H181V109H182ZM205 108H206V107H205ZM237 108H236V109H237ZM243 108H244V107H243ZM0 109L4 110L3 108H0ZM24 109H25V106H24ZM24 109H23V110H24ZM27 109H28V108H26L25 110L28 112ZM29 109H30V108H29ZM49 109H50V108H49ZM91 109H92V108H91ZM170 109H173V108L170 107ZM170 109H169V110H170ZM179 109H178V110H179ZM186 109H187V108H186ZM192 109H193V108H192ZM206 109H207V108H206ZM213 109H214V108H213ZM240 109H241V107H240ZM240 109H238L239 111H238V110H237V111L240 112ZM2 110H1V111H2ZM30 110H31V109H30ZM52 110H53V108H52ZM57 110H58V109H56V111H57ZM60 110H61V107H60ZM134 110H135V108H134ZM160 110H161V109H160ZM169 110H166V112H164V113H167V111H169ZM173 110H174V109H173ZM187 110H188V109H187ZM187 110H186V111H187ZM190 110H191V109H190ZM214 110H216V109H214ZM214 110H213V112H214ZM26 111H25V112H26ZM58 111H59V110H58ZM179 111H180V110H179ZM179 111H178V112H179ZM184 111H185V110H184ZM186 111L184 112V113H185L184 115H186V113H187ZM241 111H245V109H244V110L241 109ZM3 112H4V111H3ZM22 112H24V111H21V113H22ZM133 112H136V116L139 115V114L137 115L138 110L133 111ZM159 112H160V111H159ZM176 112H177V111L175 110V113H176ZM191 112H192V110H191ZM210 112H211V111H210ZM21 113H20V114H21ZM48 113L51 114V116H53V115H52L53 112H48ZM54 113H55V112H54ZM168 113H169V112H168ZM180 113H181V111L179 112V114H180ZM215 113H216V112H215ZM16 114H17V113H16ZM23 114H24V113H23ZM23 114H21V115H23ZM134 114H135V113H134ZM182 114H183V113H182ZM236 114H238V113H236ZM2 115H4V114H2ZM17 115H18V114H17ZM21 115H20V116H21ZM176 115L178 116V113H177ZM184 115H183V116H184ZM187 115H188V114H187ZM187 115H186V116H187ZM192 115H193V114H192ZM205 115H206V114H205ZM205 115H204V117H205ZM0 116H1V114H0ZM140 116H142V115H140ZM177 116H176V117H177ZM179 116H180V115H179ZM210 116H211V115H210ZM1 117H2V116H1ZM132 117H133V118H136L135 115H133ZM181 117H182V115H181ZM184 117H185V116H184ZM206 117H207V116H206ZM49 118H50V117H49ZM138 118H139V116H138ZM142 118H143V116H142ZM185 118H186V117H185ZM0 119H1V118H0ZM2 119L4 120L5 118H2ZM2 119H1V120H2ZM77 119H78V118H77ZM101 119L106 120L104 117H103V118H100V120H101ZM140 119H141V118H140ZM140 119H139V120H140ZM177 119H178V121H179V118H177ZM205 119H206V118H205ZM11 120H12V119H11ZM11 120L9 119L8 122H10ZM78 120H79V119H78ZM78 120H77L76 122H78ZM131 120H132V119H131ZM131 120H130V121H131ZM139 120H137V121H139ZM183 120H185V119L183 118ZM206 120H207V119H206ZM5 121H6V120H5ZM74 121H75V120H74ZM133 121L136 122L135 119H133L132 122H133ZM76 122H75V124H76ZM134 122H133V123H134ZM141 122H143L142 119H141ZM180 122H182V121H180ZM206 122H207V121H205L203 124L205 125ZM1 123H3V122L1 121ZM4 123H5V122H4ZM11 123H12V121H11ZM73 123H74V122H73ZM100 123H101V122H100ZM103 123H105V121H104ZM139 123H140V122H139ZM139 123H137V125H138ZM183 123H184V122H183ZM9 124H10V123L7 124V127H8ZM105 124H106V123H105ZM129 124H130V123H129ZM131 124H132V123H131ZM208 124H209V123H208ZM3 125H4V124H3ZM3 125H1V126H3ZM10 125H11V124H10ZM10 125H9V126H10ZM31 125H32V124H31ZM132 125H133V124H132ZM141 125H142V124H141ZM141 125H139V126L141 127ZM1 126H0V127H1ZM5 126H6V124H5ZM100 126H101V124L99 125V127H100ZM135 126H136V124H135ZM165 126H166V125H165ZM185 126H187V125L185 124ZM205 126H206V125H205ZM3 127H4V126H3ZM7 127H6V128H7ZM49 127H50V126H49ZM65 127H67V126H65ZM68 127L70 128V127H74V126H70V125H69ZM99 127L97 126L98 129H99ZM101 127L105 128L106 125H105V127H104L103 124H102ZM131 127H132V126H131ZM136 127H138V126H136ZM136 127H135V128L132 127V128L134 129V132H137V131H135V129H136V130L138 129V128H136ZM166 127H167V126H166ZM182 127H183V126H182ZM187 127H188V126H187ZM201 127H202V125H201ZM8 128H9V127H8ZM106 128H107V127H106ZM145 128H146V127H145ZM203 128H204V127H203ZM203 128H202V129H203ZM27 129H28V128H27ZM63 129H64V128H63ZM71 129L73 130V128H71ZM88 129H90V128H88ZM100 129H101V128H100ZM146 129H147V128H146ZM153 129H154V128H153ZM155 129H156V128H155ZM166 129H167V131L170 130V128H166ZM166 129H165V127H164V131H166ZM168 129H169V130H168ZM179 129H180V128H179ZM179 129H177V131H178ZM182 129H183V128H182ZM182 129H181V130H182ZM67 130H68V128H67ZM184 130H185V129H184ZM31 131H32V130H31ZM70 131H71V130H70ZM86 131H87V130H86ZM90 131H91V129H90ZM92 131H93V130H92ZM92 131H91L90 134H92ZM95 131H96V130H95ZM95 131H94V132H95ZM99 131H100V130H99ZM99 131L97 130V132H99ZM103 131L105 132V130H103ZM130 131H132V130H130ZM146 131L148 132V129H147ZM151 131H152V130L150 129L149 133H150ZM164 131H163V132H164ZM177 131H176V132H177ZM179 131H180V130H179ZM19 132H20V131H19ZM44 132H45V131H44ZM67 132H68V131H67ZM71 132H72V131H71ZM71 132H70V133L68 132V135L71 134ZM94 132H93V133H94ZM118 132H119V131H118ZM118 132H116V135L114 134L115 137L118 135ZM134 132H131V133H133L134 135H136ZM152 132H153V131H152ZM163 132H162V133H163ZM170 132H171V131H170ZM21 133H22V132H21ZM27 133H28V132H27ZM31 133H33V132H31ZM63 133H64V132H63ZM63 133H62V134H63ZM86 133H88V131H87ZM95 133H96V132H95ZM99 133H101V132H99ZM99 133L96 134V135H99V136H97V138H98V137L100 138V134H99ZM129 133H130V132H129ZM131 133H130V134H131ZM145 133H146V132H145ZM149 133H147L148 135H147V134H146V135L149 136ZM162 133H161V134H162ZM165 133H166V132H165ZM177 133H178V132H177ZM183 133H184V132H183ZM183 133H182V134H183ZM15 134L17 135L16 132H15ZM18 134H19V133H18ZM23 134H24V133H23ZM23 134H22V135H23ZM90 134L88 133V135H90ZM153 134H154V135L156 134V131H155V130H154V133H153ZM166 134H167V133H166ZM19 135H21V134H19ZM34 135H35V134H34ZM34 135H33V137H34ZM64 135H66V134H64ZM96 135L93 136V137H94V140H96V139H95ZM101 135H102V134H101ZM119 135L121 136L120 133H119ZM119 135H118V137H120ZM127 135H128V134H126V136H127ZM154 135H153V137H154ZM157 135H158V134H157ZM17 136H18V135H17ZM27 136H29V134H28ZM30 136H31V135H30ZM30 136H29V138H31ZM35 136H36V135H35ZM66 136H67V135H66ZM83 136H84V134H83ZM102 136H103V135H102ZM123 136H124V135H123ZM147 136H146V137H147ZM150 136H151V135H150ZM155 136H156V135H155ZM158 136H159V135H158ZM158 136H156V137H158ZM160 136H161V135H160ZM224 136H225V134H224ZM25 137H26V136H25ZM25 137H24V138H25ZM46 137H47V136H46ZM93 137H92L91 140L89 139V137H87V138L89 139V142H90V141L92 142ZM118 137H117V139H116V138H115V139L118 140ZM128 137L131 138V137H133V135H128ZM156 137H154V139H155ZM164 137H165V135H164ZM164 137H163V139L165 140ZM181 137H182V135H181ZM24 138H23L22 140H24ZM35 138H36V137H35ZM68 138H69V137H66L67 140H68ZM99 138H98V139H99ZM121 138H123V137H121ZM130 138H129V139H130ZM133 138L135 139V137H133ZM16 139L19 140L18 138H16ZM25 139H26V138H25ZM64 139H65V138H64ZM64 139H63V140H64ZM66 139H65V140H66ZM83 139H85L84 141H86V138H85V137H84ZM111 139H112V141H113V138H111ZM111 139H110V141H111ZM124 139H125V138H124ZM127 139H128V138H127ZM134 139H133V141H134ZM157 139H158V138H157ZM159 139L161 140V139H162V136H161ZM181 139H182V138H181ZM181 139H180V140H181ZM235 139H236V138L231 139V141L234 140V142H235ZM17 140H16V141H17ZM22 140H20V141H22ZM27 140H29V139H27ZM30 140H32V139H30ZM35 140H37V139H35ZM69 140H71V139H69ZM130 140H131V139H130ZM130 140H129V142H130ZM150 140H152V137H150ZM164 140H162V141H164ZM177 140L180 141L178 138H177ZM213 140H214V139H213ZM237 140H238V139H237ZM237 140H236V142H238ZM13 141H14L13 144H15V140H13ZM25 141H26V140H25ZM25 141H24V142H25ZM59 141H61V140H59ZM72 141H73V139H72ZM75 141H76V140H75ZM97 141H98V140H97ZM97 141H96V142H97ZM127 141H128V140H127ZM162 141H161V143L163 144L164 142H162ZM178 141H177V142H178ZM181 141H183V140H181ZM217 141H218V140H217ZM222 141H223V140H222ZM24 142H23V145L20 144L21 142H20V143L18 142V143L21 145L20 148H23L22 146H24ZM29 142H30V141H29ZM29 142H28V143H29ZM32 142H33V140H32ZM32 142H31V143H32ZM61 142H62V141H61ZM61 142H60V143H61ZM66 142H67V141H66ZM91 142H90L89 144H91ZM93 142H94V141H93ZM96 142H95V143H96ZM117 142H118V141H117ZM117 142L115 141V143H117ZM119 142H120V141H119ZM122 142H123V140H122ZM122 142H121L122 146L127 145V144H124V143H122ZM129 142H128V143H129ZM131 142H132V141H131ZM131 142H130V143H131ZM149 142H150V141H149ZM151 142H155V141L153 140V141H151ZM213 142H214V141H213ZM215 142H216V141H215ZM224 142H225V141H224ZM226 142H227V141H226ZM234 142H233V144H234ZM5 143H6V142H5ZM18 143L15 144L14 146H15L16 148L19 149V147H17ZM60 143H59V146H60ZM63 143H64V142H63ZM85 143H86V142H85ZM95 143H93L94 146L97 145V144H95ZM110 143H111V142H109V144H110ZM115 143L113 142L112 144H115ZM125 143H126V141H125ZM158 143H159V142H158ZM158 143H157V144H158ZM179 143H180V142H179ZM216 143H217V142H216ZM216 143H214V145H215ZM228 143H229V142H228ZM228 143H226V144H228ZM13 144H11V145L13 146ZM68 144H69V143H68ZM89 144H88V145H89ZM121 144H118V145H121ZM162 144H161V145H162ZM176 144H177V143H176ZM221 144H222V143H221ZM229 144H230V143H229ZM238 144H239V143H238ZM11 145H9V146H11ZM20 145H18V146H20ZM29 145H30V143H29ZM64 145H67V144H64ZM73 145H74V143H73ZM73 145L70 144V145H68V147L70 148V147L72 146V147H75V148H76V146H75V145L73 146ZM86 145H87V143H86ZM93 145H92V146H93ZM115 145H116V144H115ZM154 145H155V144H154ZM158 145H159V144H158ZM214 145H213V147H214ZM217 145H219V144H217ZM235 145H236V144H235ZM26 146H28V145H27V141L25 142V146H24V147H26ZM111 146H112V148L114 147V145H111ZM111 146L109 147V145H108L109 148H111ZM122 146H121V148H122V150H123L124 147H122ZM129 146H131V144L125 146V149H126L127 147H129ZM175 146H176V145H175ZM215 146H216V145H215ZM221 146H223V145H219V147H221ZM230 146H231V145H230ZM230 146H229V147H230ZM3 147H4V146H3ZM5 147H6V146H5ZM55 147H56V146H55ZM64 147L67 148V146H64ZM90 147H91V145H90ZM115 147H116V148H120V147H117V146H115ZM131 147H132V146H131ZM156 147H157V146H156ZM159 147H160V149H161V146H159ZM213 147H212V148H213ZM216 147H218V146H216ZM216 147H215V148H216ZM219 147H218V148H219ZM224 147H225V146H224ZM10 148L12 149V147H9V149H10ZM87 148H89V146L86 147V149H87ZM109 148H107V149L104 148L103 150H105V151L107 152V150H108ZM112 148H111V151H112ZM154 148H155V146H154ZM157 148H158V147H157ZM163 148H164V145H163ZM175 148H176V147H175ZM215 148L212 149L213 152H214V149H215ZM222 148H223V147H221V149H222ZM240 148H241V146H240ZM240 148H237V152H238V149H240ZM13 149H15V148H13ZM23 149H24V148H23ZM26 149H27V148H26ZM54 149L56 150V148H54ZM57 149H58V146H57ZM59 149H60V152H61V150H62L63 148H62V149L59 148ZM71 149H74V148H71ZM71 149H70V150H71ZM90 149H91V148H90ZM92 149H93V148H92ZM125 149H124V150H125ZM131 149H132V148H131ZM173 149H174V148H173ZM216 149H217V148H216ZM219 149H220V148H219ZM221 149H220V150H221ZM229 149H230V151L228 150L229 152L225 155V157L227 156V158H229V157H228V154H229L230 152H231V153H230L231 155H232V154H236V153H232V151L234 150V146L230 147ZM2 150H4V148H2ZM6 150H8V149L6 148ZM63 150H64V149H63ZM70 150H69V151H70ZM75 150H76V149H75ZM97 150H98V149H97ZM97 150H96V151H97ZM103 150H102V151H103ZM124 150H123V151H124ZM127 150H128V149H127ZM135 150H136V149H135ZM156 150H157V149H156ZM158 150H159V149H158ZM158 150H157V151H154V152L157 153ZM167 150H168V149H167ZM21 151H22V150H21ZM57 151H59V150L54 151L52 155H54L55 152H57ZM64 151H65V150H64ZM83 151H84V149H83ZM90 151H91V150H90ZM92 151H93V150H92ZM100 151H101V149H100ZM105 151H104V153H105ZM115 151H116V153L118 152L116 149H115ZM130 151H131V150L129 149V152H130ZM159 151H160V150H159ZM165 151H166V150H165ZM174 151H175V150H174ZM206 151H207V150H206ZM215 151H216V150H215ZM218 151H219V150H218ZM218 151H216V152H217L218 155L220 156V154H219L220 152H218ZM222 151H223V149H222ZM226 151H227V150H226ZM1 152H2V151H1ZM8 152H11V151L8 150ZM8 152H7V153H6V152H2V153H6V155H5V158H4V156L1 157V158H4L3 160L0 158V159H1L0 162L2 161L1 164H0V173H2V172H1V171H2V168H3V166H4L5 164L7 165V162H8V161H9V163H10L11 160L13 161L14 159H16V160L13 161L14 163L11 161V162L13 163L12 168H14V169L17 168L19 165H20V166H19L18 168L20 169L23 165L27 164V162H26L25 164H23V162L26 161V159H24L23 156H22V158H23L24 161L22 160V164H20L19 159H17V156L15 155L16 152L14 153V150H13V152H11L10 154H8ZM22 152L24 153V152H26V151L23 150ZM72 152H73V151H72ZM88 152H89V151H88ZM88 152H87V153H88ZM97 152H98V151H97ZM97 152H96V153H97ZM133 152H134V151H133ZM133 152H132V153H133ZM162 152H163V151H162ZM172 152H173V151H171V153H172ZM211 152H212V151H211ZM213 152H212V153H213ZM234 152H236V151L234 150ZM23 153H21V155H24ZM27 153H28V152H27ZM58 153H59V152H58ZM58 153H57V154H58ZM63 153H64V152H63ZM68 153H70V152H68ZM84 153H86V151H84ZM96 153H95V154H96ZM120 153H121V152H120V150H119V154H120ZM130 153H131V152H130ZM136 153H137V152H136ZM136 153H135V155H136ZM163 153H164V152H163ZM169 153H170V151L168 152V154H169ZM171 153H170V155L173 154V153H172V154H171ZM212 153H211V155H212ZM7 154H8V156H7ZM61 154H62V153H59V155H61ZM64 154H65V153H64ZM64 154H63V155H64ZM97 154H99V155L101 154V155H102L101 152H100V153H97ZM97 154H96V155H97ZM108 154H109V153H108ZM111 154H113V151H112ZM133 154H134V153H133ZM137 154H139V153H137ZM152 154H153V152H152ZM152 154H151V155H152ZM160 154H161V152H160ZM165 154H166V153H165ZM168 154H167V155H168ZM203 154L205 155L206 152L203 153ZM208 154H210V150H209ZM223 154H224V153H223ZM2 155H3V154H2ZM17 155H20V154H17ZM27 155H28V154H27ZM27 155L24 156V157L26 158ZM83 155H85V154L82 153V156H83ZM88 155H89V153H88ZM99 155H98V157H96L97 159H99V157H101V156H99ZM113 155H115V153H114ZM113 155H112V156H113ZM154 155H155V154H154ZM154 155H153L152 158H155L156 156H159V154H157L156 156H154ZM204 155H203V157H204V159H205V157H206L207 155H206V156H204ZM213 155H214V154H213ZM218 155H217V156H218ZM0 156H1V155H0ZM14 156H16V158H14ZM55 156H56V154H55ZM105 156H106V155L104 154V158H105ZM116 156H118V153L116 154ZM116 156H114V158H115ZM130 156H131V155H130ZM130 156H129V157H130ZM208 156L210 157V155H208ZM208 156H207V157H208ZM217 156H215V158H217ZM221 156H222V154H221ZM20 157H21V156H20ZM52 157H53V156H52ZM59 157L61 158V156H59ZM66 157H67V156H66ZM68 157H69V154H68ZM107 157H109V156H107ZM107 157H106V158H107ZM127 157H128V155H127ZM127 157H126V158H127ZM170 157H171V156H170ZM170 157H168L167 160H169ZM212 157H214V156H212ZM222 157H224V155H223ZM225 157H224L223 159H225ZM27 158H28V157H27ZM49 158H50V156H49ZM49 158H48V159H49ZM62 158H64V157H62ZM106 158H105V159H106ZM110 158H111V157H110ZM117 158H118V157H117ZM117 158H115L114 161H110L108 164H112L111 162H114V163L116 162V165H115V166L117 167V161H116ZM136 158H137V157L135 156V159H136ZM138 158H139V156H138ZM158 158H159V157H158ZM218 158H219V157H218ZM46 159H47V158H46ZM66 159H67V158H66ZM70 159H71V157H70ZM87 159H88V158H87ZM87 159H86V161H87ZM94 159H95V157H94L93 159H91V160L94 161ZM97 159H96V160H97ZM130 159L133 161L132 156H131V158H129V160H130ZM39 160H40V159H39ZM56 160H57V158H56ZM56 160H54V163H55ZM83 160H85V159L83 158ZM101 160H103V159H101ZM112 160H113V158H112ZM117 160H118V159H117ZM129 160H128V158H127L126 162L128 161V163H129ZM213 160H214V159H212L211 161H213ZM215 160H216V159H215ZM218 160H219V159H218ZM218 160H217V161H218ZM220 160H221V158H220ZM226 160H227V159H226ZM47 161H48V160H47ZM65 161L67 162V164H70V163H68L67 160H64V162H65ZM92 161H91V162H92ZM97 161H99V160H97ZM97 161H96V163H98ZM155 161H157V160H155ZM155 161H154V163H155ZM181 161H182V160H181ZM181 161H180V162H181ZM187 161H188V160L185 159L183 162L186 163ZM205 161H206V160L203 161V158H202V162H205ZM211 161H210V162H211ZM222 161H223V160H222ZM222 161H221V163H222ZM66 162L64 163L65 165H66ZM94 162H95V161H94ZM99 162H101V161H99ZM106 162H107V160H106ZM126 162H123V165H124ZM149 162H150V160H149ZM183 162H181V163L183 164ZM202 162H201V163H202ZM210 162H209V163H210ZM214 162H215V161H214ZM9 163H8V165H10ZM12 163H11V165H12ZM43 163H44V162H43ZM130 163H131V161H130ZM132 163H134V162H132ZM205 163L207 164V162H205ZM59 164L61 165V163H59ZM90 164H91V163H90ZM92 164H94V163H92ZM92 164L90 165V168L93 167ZM98 164H99V163H98ZM98 164L95 165V167H96V166H99L101 163H100L99 165H98ZM104 164H105V162H104ZM118 164H119V163H118ZM179 164H180V163H179ZM182 164H180V165L182 166ZM189 164H190V163L187 162L186 167H188ZM202 164H203V163H202ZM202 164H201V167H203V168L209 166V164H207L206 166H203L204 164H203V165H202ZM211 164L214 165L213 162H211ZM215 164H216V162H215ZM217 164H220V162L218 161ZM217 164H216V165H217ZM6 165H5V166H6ZM8 165H7V166H8ZM32 165H33V168L31 167V169H30L31 171H32V169H34V167H36V165H35V166H34V164H32ZM50 165H51L52 167H55V166H53V164L49 163V167H50ZM54 165H55V164H54ZM57 165H58V163H57ZM62 165H63V164H62ZM65 165H64V166H65ZM123 165H121V167H123ZM126 165H127V164H126ZM129 165H131V164H129ZM129 165L126 166V167H125V165H124L125 170H124V167H123L122 171H126V168H127V167H130ZM216 165H215V166H216ZM25 166H26V165H25ZM25 166H24V168H26ZM42 166H43V165H42ZM44 166H45V165H44ZM69 166H70V165H69ZM132 166H133V165H131V167H132ZM149 166H151V164H150ZM211 166H212V165H210V167H211ZM215 166H213V167L215 168ZM52 167H51V172L53 173V171H52ZM66 167H68V165H67ZM116 167H115L114 171L116 170ZM183 167H185L184 164H183ZM186 167H185V168H186ZM190 167H191V166H190ZM190 167H188V169H189ZM9 168H10V167H9ZM9 168H8V169H9ZM12 168H11V169H12ZM45 168H46V167H45ZM58 168H59V165H58L56 170H59V169L62 168V167H60L59 169H58ZM208 168H209V167H208ZM19 169H18V170H19ZM38 169H39V168H38ZM42 169H43V168H42ZM64 169H65V167H64ZM81 169H82V168H81ZM81 169H80V170H81ZM88 169H89V168H87V170H88ZM92 169H93V168H92ZM97 169H98V168H97ZM97 169H96V170H97ZM101 169H103L102 166L100 167L99 170H101ZM111 169H113V167L110 168L109 171H111ZM127 169H128V170H129V169L132 170L131 168H127ZM182 169H183V168H182ZM3 170H4V169H3ZM6 170H7V169H6ZM18 170H17V171H18ZM20 170H21V169H20ZM48 170H49V169H47V171H48ZM53 170H55V169H53ZM89 170H90V169H89ZM93 170H94V169H93ZM99 170H98V171H95V170H94V171H95V172H99L98 174H102L103 172H101V171H99ZM128 170H127V171H128ZM186 170H187V169H186ZM204 170H205V169H204ZM204 170H201V171H204ZM206 170H207V168H206ZM206 170H205V171H206ZM209 170H210V169H209ZM212 170H213V169H212ZM9 171H10V170H9ZM15 171H16V170H15ZM33 171H34V170H33ZM33 171H32V173H33ZM35 171H36V170H35ZM39 171H40V170H39ZM59 171H60V170H59ZM114 171H111V172H113L112 175L116 172V171H115V172H114ZM187 171H188V170H187ZM4 172H5V171H4ZM13 172H14V170H13ZM19 172H20V171H18V173H19ZM29 172H30V171H29ZM43 172H44V171H43ZM43 172H42V173H43ZM48 172H49V171H48ZM54 172H55V171H54ZM62 172L65 174L64 171H62ZM62 172H58V173L60 174V173H62ZM74 172H75V171H74ZM77 172H79V168H78ZM77 172H76V173H77ZM90 172H91V170H90ZM90 172H88V173L90 174ZM100 172H101V173H100ZM130 172H131V171H129V173H128V172H127V173L130 175ZM184 172H185V171H184ZM210 172H211V170L209 171V174H210ZM251 172L254 173V171H251ZM5 173H7V172H5ZM9 173H10V172H9ZM18 173L15 172L14 174H18ZM36 173H37V172H35L34 174H36ZM38 173H40V172H38ZM42 173H41V174H42ZM46 173H47V172H46ZM58 173H57V174H58ZM85 173H86V170H85ZM116 173H117V172H116ZM116 173H115V174H116ZM124 173H125V172H124ZM255 173H256V170H255ZM10 174H12V173H10ZM10 174H9V175H10ZM14 174H12V175L14 176ZM27 174H28V173H27ZM27 174H26V176H27ZM30 174H31V172H30ZM50 174H51V173H50ZM53 174H54V173H53ZM59 174H58V176H59ZM80 174H81V176H84V175H85L84 173H83V175H82V173H80ZM86 174H87V173H86ZM92 174H93V173H92ZM110 174H111V173H110ZM115 174H114V175H115ZM122 174H123V173H122ZM128 174H127V176H128ZM201 174L203 175V172H201ZM201 174H200V175H201ZM205 174H206V172H205ZM28 175H29V174H28ZM44 175H45V174H44ZM51 175H52V174H51ZM60 175H61V174H60ZM69 175H70V174L68 173V176H69ZM77 175L79 176V174H77ZM87 175H88V174H87ZM117 175H118V174H117ZM117 175H116V176H117ZM125 175H126V174H125ZM163 175H164V174H163ZM200 175L198 176L199 178H200ZM202 175H201V176H202ZM249 175H250V174H249ZM2 176L7 177V176H5V174L2 175ZM2 176H1V177H2ZM16 176H19V175H16ZM37 176H38V175H37ZM37 176H35V177H37ZM42 176H43V174H42ZM48 176H49V175H48ZM65 176L67 177L66 174H65ZM65 176H64V177H65ZM70 176H71V175H70ZM85 176H86V175H85ZM85 176H84V177H85ZM89 176H90V175H89ZM89 176H88V177H89ZM98 176L101 177V175H98ZM107 176H108V175H107ZM109 176H110V175H109ZM116 176H115V178H118L119 176H122V175H121V173H120V175H119L118 177H116ZM169 176H170V175H169ZM252 176H255V174H253ZM9 177L11 178V176H9ZM32 177H33V176H29V179H31ZM51 177H52V176H51ZM59 177H61V176H59ZM59 177H58V178H59ZM84 177H82V178H84ZM91 177H92V176H91ZM111 177H112V176H111ZM123 177H125V176H123ZM163 177H164V176H163ZM202 177H203V176H202ZM247 177H249V176H247ZM255 177H256V176H255ZM7 178H8V177H7ZM44 178H46V176H45ZM67 178H68V177H67ZM70 178H71V177H70ZM80 178H81V177H80ZM82 178H81V180H82ZM92 178H93V177H92ZM92 178H91V180H92ZM94 178H97V177H94ZM94 178H93V179H94ZM115 178H114V179H115ZM168 178H169V177L166 176V180H168L167 183L169 182V179H170V178H169V179H168ZM203 178H204V177H203ZM203 178H202V180H203ZM251 178H253V177H251ZM3 179H4V178H3ZM12 179H13V177H12ZM15 179H16V178H14V180H15ZM38 179H42V178H38ZM47 179H48V178H47ZM51 179H52V178H50L49 180H51ZM54 179H55V178H54ZM85 179H86V178H85ZM89 179H90V178H89ZM89 179H88V180H89ZM100 179H101V178H100ZM110 179H111V178H110ZM120 179H121V177H120ZM120 179L118 178V180H120ZM200 179H201V178H200ZM200 179H198L199 181H197V182H200ZM34 180H35V179H34ZM49 180H48V181H49ZM52 180H53V179H52ZM52 180H51V181H52ZM64 180H65V179H63V181H64ZM81 180H80V182H81ZM86 180H87V179H86ZM95 180H96V179H95ZM115 180L118 181L117 179H115ZM123 180H124V179H123ZM123 180H122V181H119V183L116 182V184H118V186H119V187L117 188L116 192L118 191L119 188H124V187H125V188L128 189L129 186H128V187H126L127 185L124 186V182H123ZM166 180H165V181H166ZM196 180H197V179H196ZM248 180H249V178H248ZM253 180H254V179H253ZM0 181H4V180L0 179ZM40 181H43V180H40ZM40 181H39V182H40ZM48 181H47V182H48ZM58 181H59V180H58ZM70 181H71V180H70ZM70 181H68V179H66L65 182H70ZM82 181L84 182V180H82ZM97 181H99V179H97ZM97 181H95L94 183H96ZM101 181H102V180H101ZM101 181H100V182H101ZM110 181H111V180H110ZM112 181H114V180H112ZM203 181H204V180H203ZM203 181H202V182H203ZM206 181H207V180H206ZM251 181H252V179H251ZM10 182H11V180H10ZM44 182H46V180H44ZM52 182H53V181H52ZM61 182H62V181H61ZM65 182H63L62 184H64ZM78 182H79V180H78ZM78 182H77V183H78ZM85 182H86V181H85ZM89 182H90V181H89ZM106 182H107V181H106ZM106 182H105V183H106ZM108 182H109V180H108ZM108 182H107V184H108ZM127 182H128V181L126 180V183H127ZM194 182L196 183L195 180H194ZM194 182L192 183V184H193V188H194V189H193L194 194H193V192H192V194H193V196H195V195L198 196V194H197V189H198V188H196V185H197L198 183H197L196 185H194V184H195ZM248 182H250V181H248ZM248 182H247V183H248ZM5 183H6V182H5ZM8 183H9V181L6 183V185H5L6 187L8 186V185H7ZM12 183H15V182H13V180H12ZM34 183H35V182H34ZM34 183H33V184H34ZM36 183H37V181H36ZM48 183H50V182H48ZM101 183H102V182H101ZM101 183H100V185H101ZM110 183L112 184L113 182H110ZM114 183H115V182H114ZM250 183H252V182H250ZM10 184H11V183H10ZM51 184H53V183H51ZM59 184H60V182L58 183V185H59ZM78 184H79V183H78ZM80 184H82V185L84 186L83 183H80ZM88 184H89V183H88ZM92 184H93V183H92ZM92 184H91V185H92ZM96 184H99V182H97ZM107 184H106V185H107ZM111 184H110V185H111ZM192 184H191V185H192ZM200 184H202V183H200ZM0 185H3V184H0ZM13 185H14V184H13ZM40 185H41V184H39L38 186L41 188V186H43L44 184L42 183V185H41V186H40ZM56 185H57V183H56ZM93 185H95V184H93ZM93 185H92V186H93ZM100 185H99V186H100ZM108 185H109V184H108ZM108 185H107V186H108ZM110 185H109L108 187H109V188H113L112 186H113L114 184H113L111 187H110ZM129 185H130V183H129ZM163 185H164V187H166V186H165L166 184H163ZM182 185H183V184H182ZM186 185H188V184H186ZM186 185H185V186H186ZM36 186H37V185H36ZM36 186H34V187H36ZM38 186H37V188H38ZM44 186H45V185H44ZM60 186H62V185H60ZM60 186H59V188L61 189ZM64 186H67V184H66V185L64 184ZM78 186H79V185H78ZM83 186H82V187L79 186L81 190H84V189H85V188L83 189ZM95 186H97V187L95 188ZM95 186H93V187H94L95 189H97V188H98V185H95ZM114 186H115V185H114ZM116 186H117V185H116ZM123 186H124V187H123ZM198 186H199V185H198ZM45 187H46V186H45ZM50 187H51V185H50ZM55 187H57V186H55ZM67 187H68V186H67ZM75 187H76V189H77V185H75ZM105 187H106V186H105ZM108 187L106 188V190L109 189ZM160 187H161V186H160ZM164 187H163V188H164ZM187 187H188V186H187ZM187 187H186V188H187ZM1 188H2V186H1ZM1 188H0V189H1ZM4 188H5V187H4ZM10 188H11V186H10ZM51 188H53V187H51ZM94 188H92V189H94ZM125 188H124V189H125ZM163 188H161V189L163 190ZM178 188L180 189L181 186H178ZM183 188H184V187H183ZM199 188H200V187H199ZM201 188H202V186H201ZM210 188H211V187H210ZM11 189H12V188H11ZM35 189H36V188H35ZM35 189L32 187L33 193H34V190H35ZM53 189H54V188H53ZM90 189H91V188H90ZM90 189H89V190H90ZM114 189H116V188H114ZM124 189H122V190H124ZM127 189H126V191L129 192L130 190L128 191ZM129 189H130V187H129ZM179 189H178V191L176 190L178 193H179V191H181V190H179ZM190 189H191V188H190ZM216 189H217V188H216ZM216 189H215V191H216ZM223 189H224V188H223ZM1 190H2V189H1ZM4 190H5V189H4ZM6 190H9V189L6 188ZM38 190H40V192H39V193L36 192V194H37V193H38V194L35 195L36 197H34V198H35V204H36V205H37V204H40L42 201L44 202V200H45L49 195H50V197H51V195H52V194H48L49 191L47 192V190H49V186H48V189H47V187H46V188H42V189H39V188H38ZM50 190H52V189H50ZM78 190H79V188H78ZM104 190H105V189H104ZM120 190H121V189H119V192L122 193V191H120ZM159 190H160V189H159ZM185 190H186V189H185ZM185 190L183 189L182 193H183ZM199 190H200V189H199ZM208 190H209V189H208ZM9 191H11V190H9ZM35 191H37V190H35ZM52 191H53V190H52ZM52 191H50V193H51ZM58 191H59V189H58ZM58 191H55V194H57L56 192H58ZM75 191H76V190H75ZM75 191H74V192H75ZM79 191H80V190H79ZM79 191H76L75 193H77V192H79ZM95 191H96V190H94V192H95ZM114 191H115V190H114ZM124 191H125V190H124ZM124 191H123V192H124ZM126 191L124 192L125 194H127ZM186 191H187V190H186ZM210 191H211V190H210ZM210 191L207 192V196H206V198L209 196L208 193H209ZM220 191H221V190H220ZM222 191H224V190H222ZM222 191H221V193H223ZM61 192H62V191H61ZM80 192H81V191H80ZM80 192H79V194H78L79 196L82 195V194H80ZM92 192H93V190L90 191L89 194H90V193L93 194ZM99 192H100V191H99ZM105 192H108V191H105ZM110 192H111V191L108 192V194H110V195L114 193V192H113V193H112V192L110 193ZM116 192H115V193H116ZM156 192H159V191H158V190L155 191V194H156ZM160 192H161V190H160ZM160 192H159V193H160ZM173 192H174V193H171V195L174 194V195L177 196V194H175V190H174ZM190 192H191V190H190ZM213 192H214V191H213ZM3 193H4V192H3ZM5 193H6V191H5ZM27 193H28V191H27L25 194H26V195H31V193H29V194H27ZM52 193H53V192H52ZM75 193H74V195H75ZM102 193H103V192H102ZM102 193H101V194H102ZM159 193H157V194H159ZM186 193L189 194L188 192H186ZM198 193H199V191H198ZM210 193H211V192H210ZM22 194H24V192H22ZM61 194H62V193H61ZM71 194H72V192H71ZM122 194H123V193H122ZM125 194H124V195H125ZM147 194H148V193H147ZM157 194H156V196H157ZM190 194H191V193H190ZM199 194H200V193H199ZM205 194H206V193H205ZM211 194H212V193H211ZM216 194H217V191H216ZM216 194H214V196H215ZM8 195H9V194H8ZM32 195H33V194H32ZM46 195H47V197H46ZM53 195H54V194H53ZM57 195H58V194H57ZM64 195L66 196V194H64ZM76 195H77V194H76ZM76 195H75V197H76ZM95 195L97 196V194H95ZM106 195H107V194H106ZM106 195L103 194V197H105ZM114 195H115V194H114ZM117 195H118V194L116 193V196H117ZM145 195H146V194H145ZM160 195H162V193H161ZM160 195H158V196L160 197ZM200 195H201V194H200ZM202 195H203V192H202ZM2 196H3V195H2ZM2 196H0V197H2ZM59 196H60V193H59ZM68 196L70 197V194H69ZM72 196H73V195H72ZM79 196H78V197H79ZM89 196L92 197V195H89ZM96 196H95V198H96ZM108 196H109V195H108ZM111 196H112V198L114 197V199H115V196H113V195H111ZM121 196H123V195L120 194V197H121ZM151 196H152V194H151ZM176 196H175V199H177ZM180 196H182V195H180ZM193 196H192V198H193ZM3 197H4V196H3ZM21 197H22V196H21ZM23 197H24V196H23ZM27 197H28V196H27ZM45 197H46V198H45ZM53 197H54V196H53ZM53 197H52V198H53ZM56 197H58V196H56ZM60 197H61V200H62V196H60ZM60 197H59V198H60ZM78 197H77V198H78ZM144 197H146V196H144ZM149 197H150V196H149ZM185 197H186V196H185ZM187 197H188V198H191V196H188V195H187ZM187 197L184 199V196H183V198H181V199H184L185 201H187V200H186ZM198 197L202 198V196H198ZM198 197H197V200H196L195 197H194L195 199H194V198H193V199H190L191 201H188V203H189V202L191 203L192 200H193V201H195V200L198 201ZM6 198H7V197H6ZM17 198H18V197H17ZM25 198H26V197H25ZM44 198H45V199H44ZM59 198H58V199H59ZM64 198H65V197H64ZM67 198H68V197H66V199H65L64 201H67ZM72 198L75 199L74 197H72ZM72 198H71V199H72ZM93 198H94V197H92V199H93ZM107 198H108V197L106 196V200H107ZM112 198H111V201H110V202H113V201H114ZM118 198H119V197H118ZM118 198L116 197V200H118ZM157 198H158V197H156L155 200H156ZM200 198H199V199H200ZM1 199H2V198H1ZM3 199H4V198H3ZM19 199H21V198H19ZM31 199H32V198H31ZM49 199H50V198H49ZM49 199H48V200H49ZM56 199H57V198H56ZM68 199H69V198H68ZM87 199H88V198H87ZM144 199L146 200L147 197L144 198ZM169 199H170L169 202H171V201L173 200V199H172V196H171L170 198H168V200H169ZM179 199H180V198H179ZM181 199H180V202H179V203H181V202L183 201V200H181ZM6 200H7V199H6ZM25 200H28V199H24V201H25ZM52 200H53V199H52ZM106 200L103 199L102 201L104 202V201H106ZM112 200H113V201H112ZM148 200H152V198H151V199L149 198ZM158 200H159V199H158ZM203 200H204V196H203ZM3 201H4V200H3ZM3 201L1 200L2 203H3ZM17 201H18V199L16 200V202H17ZM45 201H46L45 203H48V202H47V199H46ZM49 201L51 202V200H49ZM64 201H63V202H64ZM89 201H90V199H89ZM91 201H92V200H91ZM94 201H95V199H94ZM100 201H101V200H100ZM107 201H108V200H107ZM107 201H106V202H107ZM119 201H120V200H119ZM142 201H143V200H142ZM173 201H174V200H173ZM173 201H172V202H173ZM177 201H178V200H175L176 203H177ZM200 201H201V199H200ZM200 201H199V202H200ZM207 201L210 202V198H208ZM4 202H5V201H4ZM13 202H14V200H13ZM18 202H19V201H18ZM18 202H17V203H18ZM22 202H23V201H22ZM22 202L20 201L19 203L22 204ZM32 202H33V201H32ZM50 202H49V204H50ZM53 202L56 203L57 201L55 202V201L53 200ZM69 202H70V200H69ZM78 202H79V204H82V203H80L81 200H80V201L78 200ZM103 202H102V207H103V204H104V205H107V204H105L106 202H105V203H103ZM146 202H147V201H146ZM149 202H150V204H151V201H149ZM155 202H156V201H155ZM172 202H171V203H172ZM175 202H174V203H175ZM201 202H202V201H201ZM203 202H204V204H205V200H204ZM209 202H206V203L208 204ZM14 203H15V202H14ZM14 203H13V204H14ZM54 203H53V204H54ZM57 203H58V202H57ZM66 203H67V202H65V204H66ZM71 203H72V200H71ZM88 203H89V202H87V204H88ZM92 203H93V202H92ZM94 203H96V202H94ZM113 203H114V202H113ZM119 203H120V202H119ZM119 203H118V204H119ZM134 203H135V202H134ZM141 203H142V202H141ZM141 203H140V204H141ZM143 203H144V205H145V201H144ZM147 203H148V202H147ZM153 203H154V202H153ZM162 203H163V201H162ZM174 203H173V204H174ZM176 203H175V204H176ZM183 203H184V202H183ZM183 203H182V204H183ZM190 203H189V205L194 204V203H191V204H190ZM196 203H198V202H196ZM210 203H212V200H211ZM3 204H4V203H3ZM27 204H28V203H27ZM27 204H26V205H27ZM29 204H30V203H29ZM58 204H59V203H58ZM58 204H57V205H58ZM72 204H73V203H72ZM72 204H71V205H72ZM77 204H78V203H77ZM90 204H91V203H90ZM100 204H101V203H99V205H100ZM111 204H112V203H111ZM118 204H117V205H118ZM150 204H148V206H149ZM163 204H164V203H163ZM166 204H167V206H169V207L173 206L172 208H175L174 206H176V205H173V204H172V205H168L169 203H166V202H165L164 205H166ZM207 204H206V205H207ZM212 204H213V203H212ZM41 205H42V204H41ZM44 205H47V204H44ZM59 205H60V206L62 205L61 201H60V204H59ZM63 205H64V204H63ZM63 205H62V206H63ZM71 205H70V206H71ZM85 205H86V204H85ZM88 205H89V204H88ZM91 205H92V204H91ZM91 205H90V206H91ZM109 205H110V203H109ZM112 205H113V204H112ZM117 205H116V207H117ZM119 205H120V204H119ZM119 205H118V207H119ZM131 205H132V204H131ZM137 205H138V203H137ZM152 205H153V204H152ZM152 205H150V206L152 207ZM183 205H186V204H183ZM187 205H188V204H187ZM187 205H186V206H187ZM3 206H6V203H5V205H3ZM21 206H22V205H20V207H21ZM32 206H34V204H33ZM39 206H40V205H39ZM39 206H37V209H38ZM47 206H48V205H47ZM51 206H52V205H51ZM51 206H48V207H51ZM73 206H74V205H73ZM77 206H78V205H77ZM77 206L74 207V208L77 209ZM80 206H81V205H80ZM100 206H101V205H100ZM122 206H123V205H122ZM133 206H135V204H133ZM133 206H132V207H133ZM140 206L142 207V205H140ZM145 206L148 207L147 205H145ZM145 206H143V209H144ZM167 206H163V207H167ZM194 206H195V205H194ZM208 206H209V204H208ZM211 206H212V205H211ZM211 206H210L209 208H211ZM24 207H25V206H24ZM24 207H22V208H24ZM27 207H28V206H27ZM35 207H36V206H35ZM43 207H45V206H43V205H42V207L40 206L41 209H43ZM56 207L58 208V206H56ZM66 207H67V206H66ZM66 207H65V209H66V211H67V208H69V205H68L67 208H66ZM86 207H87V205H86ZM102 207H101V208H102ZM120 207H121V206H120ZM120 207H119V208H120ZM160 207H161V206H160ZM183 207H184V206H183ZM1 208L3 209L2 205H1ZM1 208H0V211H1ZM6 208H7V207H6ZM11 208H13V207H11ZM14 208H15V207H14ZM57 208H56V209H57ZM63 208H64V207H63ZM63 208H62V209H63ZM74 208L71 207V209H73V210H74ZM81 208H84V207H80L79 209H81ZM88 208H89V207H88ZM110 208H111V205H110ZM110 208H107L106 211H108ZM113 208H114V206H113ZM113 208H112V209H113ZM121 208H123V207H121ZM121 208H120V209H121ZM127 208H128V206H127ZM130 208H131V207H130ZM135 208H138V207L135 206ZM135 208H132V210H134ZM158 208H159V207H158ZM158 208H156V211L158 210ZM167 208H168V207H167ZM176 208H178V207H176ZM179 208H181V206H179ZM184 208H186V207H184ZM188 208H189V207H187L186 209H188ZM17 209H18V208H17ZM33 209H34V208H33ZM37 209H36V210H37ZM44 209H45V208H44ZM44 209H43V210H44ZM46 209H47V211H50V209H48V208H46ZM60 209H61V208L59 207L58 210H60ZM86 209H87V208H86ZM89 209H91V207H90ZM114 209H115V208H114ZM123 209H124V208H123ZM128 209H129V208H128ZM128 209H127V211H128ZM154 209H155V208H154ZM203 209H207V207H206V208H202V210H203ZM211 209H212V208H211ZM213 209H214V208H213ZM12 210H13V209H11V210L9 209V211L6 210L5 212H10V211H12ZM20 210H21V209H20ZM36 210H35V211H36ZM73 210H72L71 213H73ZM95 210H96V209H95ZM95 210L93 209V211H95ZM116 210H117V209H116ZM135 210H136V209H135ZM135 210H134V211H135ZM138 210H139V209H138ZM148 210H149V208H148ZM159 210H160V209H159ZM159 210H158V211H159ZM174 210H175V209H174ZM174 210H173V211H174ZM177 210H180V209H176V211H177ZM2 211L4 212V210H2ZM23 211H24V210H23ZM39 211H40V209H39ZM44 211H46V210H44ZM47 211L44 212L45 215L48 213ZM66 211H65V213H66ZM68 211H69V210H68ZM74 211H75V210H74ZM84 211H85V209H84ZM84 211H82V212H84ZM93 211L91 210V215H92V213H93V214L95 213V212H93ZM109 211H110V210H109ZM111 211H112V210H111ZM111 211H110V213H109V212H108V213H109L111 216H114L115 213L112 215V212H113V211H112V212H111ZM119 211H120V210H119ZM134 211H132V212H134ZM141 211H142V209H141ZM170 211H171V210H170ZM187 211H188V210H187ZM204 211H205V210H204ZM204 211H203V212H204ZM207 211H209V209H208ZM207 211H206V212H207ZM211 211H212V210H211ZM5 212H4V213H5ZM12 212H13V211H12ZM18 212H19V209H18L17 213H15V215L18 214ZM24 212H25V211H24ZM24 212H23V213H24ZM28 212H29V211H28ZM31 212H32V211H30L29 214H30ZM50 212H51V211H50ZM55 212H56V211H55ZM62 212H63V210H61L60 214H63ZM75 212H78V211H75ZM79 212H80V210H79ZM86 212L88 213V216H87V218H88L90 214H89L88 210H86V211L84 212V214H85ZM114 212H115V210H114ZM145 212L147 213V209H146ZM181 212H182V211H181ZM181 212H180V214H181ZM183 212H184V211H183ZM10 213H11V212H10ZM10 213H7V215L10 214ZM21 213H22V212H21ZM42 213H43V212H42ZM56 213H58V212H56ZM65 213H64L63 215H66ZM87 213H86V214H87ZM105 213H106V212H105ZM108 213H107V215H108V217H109V214H108ZM117 213H118V211H117ZM124 213H125V212H124ZM127 213H128V212H127ZM127 213H126L125 216L122 215V217L124 216L125 219H126V217L128 218V215H129V214H127ZM135 213H136V212H135ZM135 213H134V215H135ZM137 213H138V211H137ZM143 213H144V212H143ZM143 213L141 212V215H142ZM146 213H145V214H146ZM155 213H156V216H159L158 214H159L160 212H159L158 214H157V212H155ZM171 213H172V212H171ZM171 213H170V214H171ZM186 213H187V212H186ZM204 213H205V212H204ZM25 214H26V213H25ZM33 214H34V213H33ZM36 214H39V212H38V213L36 212ZM40 214H41V213H40ZM60 214H59V215H60ZM118 214L120 215V213H118ZM118 214H116V215H118ZM121 214H122V213H121ZM145 214H144V216H146ZM173 214L175 215V213H173ZM173 214H172V217H173ZM205 214H206V216H207L208 213H205ZM205 214H203V215H205ZM209 214L211 215V213H209ZM12 215H13V214H11V216H12ZM41 215H42V214H41ZM49 215H50V214H47V218H48ZM53 215H54V216H53ZM69 215H71V214H69ZM69 215L66 216V217H68V219H69L71 216L76 215V213H75V214H72L70 217H69ZM101 215H103V214H101ZM101 215H99V216H101ZM116 215H115L114 217H116ZM132 215H133V214H132ZM134 215H133V216H134ZM136 215H137V214H136ZM183 215H184V214H183ZM5 216H6V214H5ZM22 216H25V215L23 214ZM38 216H39V215H38ZM51 216H53V217H51ZM51 216H50L51 219L49 218L50 220H52L51 222H54V220L56 221V220L58 219V218L55 217L56 215H55L54 213L51 214ZM57 216H58V214H57ZM82 216H83V215H82ZM92 216H93V215H92ZM138 216H139V215H138ZM144 216H141V217L139 216V218L141 219V218L143 217L142 219L144 220V219L146 218V217H144ZM154 216H155V214H154ZM154 216L152 215V218H151L152 220H153V217H154ZM176 216H177V214H176ZM13 217H14V216H13ZM18 217H19V216H18ZM31 217H33V216H31ZM35 217H36V219H37V215H36ZM39 217H40V216H39ZM43 217H44V216H43ZM43 217H41V218H43ZM61 217H62V216H61ZM64 217H65V216H64ZM64 217H63V218H64ZM84 217H85V216H84ZM108 217L106 216V218L109 219V220L114 219V217H111V219L108 218ZM118 217H119V216H118ZM122 217H120L121 220H119V219L117 220V218H116V220L121 222V221H122ZM124 217H123V218H124ZM131 217H132V216H131ZM169 217H170V215H169ZM169 217H167L168 220L172 218V217H171V218H169ZM174 217H175V216H174ZM179 217H180V216H179ZM183 217H184V219H185V217H186V219L188 218L187 215H186V216H183ZM210 217H211V216H210ZM210 217H209V215H208L207 219L210 218ZM1 218L3 219V216H1ZM1 218H0V220H1ZM19 218H20V217H19ZM19 218H17V220H19ZM26 218H27V220H28V217H26ZM47 218L45 217V218H44L45 220L43 219V221L46 222ZM52 218H54V220H53ZM55 218H56V219H55ZM71 218H72V219H70V220H73V219H74V216L71 217ZM82 218H83V217H82ZM87 218H85V219H87ZM96 218H97V221H100V220H101V219L98 218V217H96ZM155 218H156V221H154V222L156 223L158 217H154V220H155ZM4 219H5V218H4ZM4 219H3V220H4ZM6 219H7V218H6ZM6 219L4 220V223H3L2 221H0V223L2 222L3 224H5L6 221L9 220V219H8V220H6ZM10 219H11V218H10ZM12 219H13V218H12ZM15 219H16V218H15ZM22 219H23V218H22ZM38 219L40 220V218H38ZM68 219L66 218V224H67V222L69 221ZM98 219H100V220H98ZM125 219H123V220H125ZM151 219H150V220H151ZM186 219H185V221H186ZM13 220H14V219H13ZM17 220L15 221L16 223H18ZM27 220H26V222H27V224H28L29 222H28ZM29 220H30V219H29ZM31 220H32V219H31ZM34 220H35V219H33V221H34ZM59 220H60V219H59ZM61 220H62V219H61ZM61 220H60V221H61ZM63 220H64V219H63ZM63 220H62V221H63ZM67 220H68V221H67ZM87 220H90V219H87ZM91 220H92V219H91ZM91 220H90V221H91ZM94 220H95V219H94ZM126 220H127V219H126ZM129 220H130V219H129ZM129 220H128V221H129ZM168 220H166V222H167ZM174 220L176 221L177 219L174 218ZM178 220H179V219H178ZM181 220H182V217H181ZM205 220H206V219H205ZM11 221H12V220H11ZM11 221H10V224L13 222V221H12V222H11ZM41 221H42V220H41ZM57 221H58V220H57ZM60 221L56 222L55 225L52 223V224L55 226V227H54V229H55L54 232L56 233V234H54L55 236L57 235L58 232H60V229H61V222H62V221H61V222H60ZM82 221H83V220H82ZM97 221H96V223H97ZM103 221H104V220H103ZM140 221H141V223H142V220H140ZM185 221H182V222L185 223ZM187 221H188V219H187ZM187 221H186V223H188ZM21 222H22V221H21ZM26 222H23V223H26ZM47 222H48V221H47ZM47 222H46V223H47ZM69 222L71 223V221H69ZM72 222H73V221H72ZM101 222H102V221H101ZM101 222H98V223H101ZM106 222H107V221H106ZM114 222H115V221H114ZM114 222H113V224H114ZM120 222L115 223V224H119ZM145 222H146V219L144 220V223H145ZM166 222H165V223H166ZM19 223H20V222H19ZM31 223H32V222H31ZM41 223L43 224V222H41ZM62 223H63V222H62ZM80 223H81V222H80ZM104 223H105V222H104ZM126 223H127V221H126ZM126 223H125V224H126ZM139 223H140V222H139ZM141 223H140V224H141ZM144 223H143V224H144ZM150 223H151V222H150ZM152 223H153V221H152ZM152 223H151V225H152ZM167 223H168V222H167ZM167 223H166L165 225H166V226L169 225L168 227H166V226L164 225L166 228H168L167 230H169V227H170V230H172V229H173L172 226H176V222L174 223L172 220H170V222H169L168 224H167ZM186 223H185V224H186ZM3 224H2V225H3ZM12 224H13V223H12ZM12 224H11V225H12ZM27 224H26V225H27ZM29 224H30V223H29ZM32 224H34V223H32ZM44 224H45V223H44ZM44 224H43V225H44ZM49 224H50V222L48 223V225L45 224L43 227H45V226L47 225V228H48ZM71 224H72V223H71ZM85 224H86V223H84V221H83V225H82V226L85 227V226H84ZM87 224H90V223L88 222ZM91 224H95V221H94L93 223H91ZM91 224L89 225L90 227L86 225V227L88 228V230H89V228H90V230H91ZM101 224H102V223H101ZM113 224H112V225H113ZM115 224H114V225H115ZM122 224H124L123 221H122ZM122 224H120L119 226H124V225H122ZM173 224H175V225H173ZM185 224H184V225L182 224V225L185 226ZM6 225H7V223H6ZM16 225H19V226H20V224H15V226H16ZM53 225L50 224V227H51V226L53 227ZM96 225H98V224H96ZM96 225H94V227H95ZM102 225H104V224H102ZM141 225H142V224H141ZM149 225H150V224H149ZM151 225H150V226H151ZM154 225H155V224H154ZM7 226H10V225L8 224ZM21 226H23V224H21ZM21 226H20V227H21ZM24 226H25V224H24ZM24 226H23V227H24ZM28 226H29V225H28ZM30 226H31V225H30ZM30 226H29V227H30ZM33 226H34V225H32L31 228H32ZM38 226H40V225H38ZM38 226H37V227H38ZM62 226H63V224H62ZM68 226H69V225H68ZM75 226H77V225H75ZM80 226H81V225H80ZM82 226H81V227H82ZM92 226H93V225H92ZM99 226H101V225H99ZM99 226H96L95 228H97V227L99 228ZM132 226L134 227L135 225H131V227H132ZM137 226H138V223L136 224L135 227H137ZM144 226H145V225H144ZM29 227H27V228L29 229ZM37 227H36V228H37ZM43 227H41V228H43ZM64 227H66V226H64ZM70 227H71V225H70ZM81 227H80V228L78 227V228L81 229ZM86 227H85V228H86ZM102 227H103V226H102ZM112 227H114V226H112ZM116 227H118V225H116ZM116 227H115V228H116ZM142 227H143V226H140V228H139V226H138V230H137V229H136V230L139 231V229H141L142 232H143V230L145 231V229H142ZM154 227H155V226H154ZM165 227H164V228H165ZM6 228H7V230L9 229V227H6ZM16 228H18V226H17ZM36 228H34V229H36ZM38 228H39V227H38ZM38 228L36 229V231L38 230ZM41 228H40V229H41ZM45 228H46V227H45ZM74 228H75V227H74ZM74 228H72V230H74ZM92 228H93V227H92ZM104 228H105V227H104ZM108 228H109V227H108ZM121 228H122V227H121ZM129 228H130V227H129ZM129 228H128V230H129ZM144 228H145V227H144ZM149 228L151 229V227H148V229H149ZM152 228H153V227H152ZM0 229H1V228H0ZM3 229H5V228H3ZM13 229H14V226H13V228H11V230H13ZM19 229H20V228H19ZM48 229H49V228H48ZM50 229H51V228H50ZM54 229H53V230H54ZM66 229H67V227H66ZM75 229H77V228H75ZM79 229H78V230H79ZM102 229H103V228H102ZM106 229H107V228H106ZM106 229H104V231H105ZM109 229H110V228H109ZM132 229H134V228H132ZM15 230H16V229H15ZM17 230H18V229H17ZM17 230H16V231H17ZM21 230H22V228H21ZM78 230H77L76 232L79 234V233H80L79 231H82L83 229H82V230H79V231H78ZM88 230H87V231H88ZM90 230H89V233H91V232L94 231L95 229H93L92 231H90ZM97 230H98V229H97ZM107 230H108V229H107ZM136 230L134 229L135 232H136ZM163 230H164V229H163ZM19 231H20V230H19ZM38 231H39V230H38ZM38 231H37V232H38ZM44 231H46V229H45V230L43 229V232H44ZM47 231H48V230H47ZM62 231H63V230H62ZM62 231H61L60 233H62L64 237H65L66 234H67V235H68V238H69V236H72V234L74 233V231H73V232H71V235H70V232H69V234H68V233L65 234V231H63L64 233H63ZM68 231H69V230H68ZM84 231H85V229H84ZM108 231H109V230H108ZM119 231H120V229H119V227H118V232H117V233H119ZM129 231H131V229H130ZM147 231H148V230H147ZM43 232H40V233H38V234H42V235H43ZM52 232H53V231H52ZM66 232H67V231H66ZM85 232H86V231H85ZM120 232H121V231H120ZM140 232H141V231H140ZM140 232H139V233H140ZM142 232H141V233H142ZM164 232H165V230H164ZM168 232H170V231H168ZM17 233H18V232H17ZM45 233H46V232H45ZM86 233H87V232H86ZM86 233H85V234H86ZM102 233H103V231H102ZM106 233H107V232H105L104 234H106ZM111 233H112V232H111ZM129 233H130V235L132 234L131 232H129ZM145 233H146V232H145ZM14 234H15V233H14ZM35 234H36V233H34V238H35V237H36V239L39 238V236H35ZM47 234H48V233H47ZM49 234H50V232H49ZM62 234H61V235H62ZM74 234H75V233H74ZM74 234H73V235H74ZM81 234H82V232H81ZM81 234H79V237H80V236H83V238H84V237L86 236V235L84 236V233H83L82 235H81ZM119 234H120V233H119ZM122 234H123V233H122ZM163 234H164V233H162V236H164ZM183 234H184V233H182V235H183ZM18 235H19V233H18ZM76 235H77V234H76ZM76 235H75V236H76ZM88 235H90V234H88ZM109 235H110V233H109ZM114 235H117V234L114 232V233H112V236H114ZM125 235H126V234H125ZM128 235H129V234H128ZM47 236H48V235H47ZM47 236H44V237H47ZM49 236H51V235H49ZM49 236H48V238H47L48 240H49ZM52 236H53V233H52ZM52 236H51V237H52ZM59 236H60V234H59ZM100 236H101V235H100ZM104 236H105V235H103V237H101V238H104V242H105V243L103 242L102 245H103V244H106V246H107V245H108V244H107V239H108V238H106V237H104ZM106 236H107V235H106ZM118 236H119V235H118ZM132 236H135V235H132ZM132 236H131V237H132ZM140 236H142V235H139L138 237L135 236V237H137V238L139 239ZM180 236H181V235H180ZM15 237H16V236H15ZM15 237H14V238H15ZM17 237H19V236H17ZM30 237H32V235H31ZM61 237H62V236H61ZM61 237H60V238H61ZM64 237H63V238H64ZM72 237H74V236H72ZM124 237H125V236H124ZM165 237H166V235H165ZM178 237H179V235H178ZM181 237H182V236H181ZM181 237H180L179 239L182 240ZM28 238H29V237H28ZM32 238H33V237H32ZM32 238H31V239H32ZM34 238H33V239H34ZM41 238H43V237H41ZM41 238H40V239H41ZM53 238H54V237H53ZM53 238H51V239L53 240ZM60 238H59V239H60ZM68 238H67V237L64 238V240L67 239V241L65 240V242H61L62 239H60V242H61V243H57V244H56V248H55V246H53V247H54L53 249H55L54 252H56V250L58 249V248H57V247H58V246H57L58 244L61 245V244L64 243L66 246H65V245L63 246V245H62V246H63V247H62V251H61V249H60V251L62 252L61 254L63 255V250H64L66 247L68 248V246H67V245H68V241L71 240L70 238H69L70 240H69ZM81 238H82V237H81ZM101 238L98 239V240H99V243L96 244V246H98V245L100 244V241H101L100 239H101ZM109 238H110V237H109ZM111 238H112V237H111ZM114 238H115V237H114ZM114 238H112L111 240H114V241H115ZM120 238L122 239V236H121ZM149 238H150V237H149ZM184 238H185V237H184ZM184 238H183V239H184ZM33 239H32V240H33ZM36 239H34L36 242H37L38 240L40 241V239H38V240H36ZM43 239H44V238H43ZM43 239H42V240H43ZM47 239L45 238L44 240H47ZM56 239H58V238L56 237ZM56 239H55V240H56ZM75 239H77V238L75 237ZM79 239H80V238H78V240H79ZM117 239H118V238H117ZM135 239H136V238H135ZM138 239H137V240H138ZM151 239H153V238L151 237ZM163 239H164V238H162V241H163ZM32 240H30V244H29V245H31V247H32V249H33V248H36L38 245L36 246V243H34V244H35V246H34V245H33V242H31ZM64 240H63V241H64ZM80 240H82V239H80ZM111 240H110V241H111ZM122 240H123V239H122ZM128 240H129V239H128ZM128 240H127V241H128ZM133 240H134V239H133ZM154 240H155V239H154ZM157 240H159V239L156 238L155 241L157 242ZM176 240H177V239H176ZM181 240H179V241L182 243L183 240H182V241H181ZM28 241H29V239H28ZM28 241H27V242H28ZM39 241H38V243L41 242V241H40V242H39ZM49 241H50V240H49ZM71 241H72V240H71ZM114 241H113V242H114ZM116 241H117V240H116ZM116 241H115V242H116ZM123 241H124V240H123ZM123 241H122V242H123ZM130 241H131V240H130ZM130 241H129V243H130ZM148 241L150 242L149 239H148ZM148 241H147V242H148ZM162 241H161V239H160L159 242L162 243ZM52 242H55V241H52ZM72 242H73V241H72ZM74 242L76 243V244H75V243H74V244H75V246L77 247V246L79 245V243H77V240H76V241L74 240ZM78 242H79V241H78ZM111 242H112V241H111ZM111 242H110V245H111ZM118 242H120V240H118ZM122 242H121V243H122ZM125 242H126V240H125ZM132 242H135V240L132 241ZM159 242H158V243H159ZM177 242H178V240H177ZM180 242H178V244H181ZM28 243H29V242H28ZM28 243H27V244H28ZM31 243H32V244H31ZM41 243L43 244V242H41ZM41 243H40V244H41ZM45 243H46V244H47V243L49 244V245L47 244V247H49V246L51 247V245H52V243L50 244L49 242H45ZM108 243H109V242H108ZM121 243H118V246H119V244H121ZM129 243H128V244H129ZM151 243H152V241H151ZM153 243H154V241H153ZM174 243L176 244V241H175ZM27 244H26V245H27ZM42 244H41V245H42ZM53 244H54V243H53ZM69 244H71V243L69 242ZM77 244H78V245H77ZM112 244H113V243H112ZM116 244H117V243H116ZM125 244H126V243H125ZM125 244H124V245H125ZM131 244H133V243H131ZM146 244H147V243H146ZM146 244H145V246H146ZM156 244H157V243H156ZM29 245H28V246H29ZM54 245H55V244H54ZM126 245H127V244H126ZM126 245H125V246H126ZM150 245H151V248H155V250H156V248H157L156 245H155V247H152V246H153L152 244H150ZM150 245L147 246V247H149V251H150ZM158 245H159V244H158ZM33 246H34V247H33ZM70 246H71V245H70ZM106 246L104 245V247H106ZM23 247L25 248L26 246L24 245ZM23 247H22V249H23ZM31 247H29V248L31 249ZM41 247H42V249H44V250H42V249L40 248V246H39L40 250H39V248H38L37 250H39V251H43V252H44V251H45V248H47V247H44V248H43V246H41ZM64 247H65V248H64ZM71 247H74V246H71ZM104 247H102L101 249L103 250ZM108 247H109V246H108ZM110 247H112V246H110ZM110 247H109V248H110ZM115 247H117V246L115 245ZM120 247H121V246H120ZM51 248H52V247H51ZM59 248H61V246H60ZM109 248H107V249L109 250ZM117 248L119 249V247H117ZM123 248H124V247H123ZM144 248H146V247H144ZM47 249H48V248H47ZM49 249H50V248H49ZM49 249H48L47 251H49ZM70 249H72V248H70ZM70 249H69V250H70ZM73 249H74V248H73ZM98 249H100V248L98 247ZM98 249H97V250H98ZM105 249H106V248H105ZM118 249H117V251H118ZM142 249H143V248H142ZM157 249H158V248H157ZM24 250H25V249H24ZM24 250H23V251H24ZM27 250H28V249H27ZM37 250H36V251H37ZM50 250H51V249H50ZM90 250H91V248H90ZM111 250H113V248H112ZM121 250L123 251V249H119L118 254H121V253H119ZM126 250H127V249H126ZM126 250H125V251H126ZM151 250H152V249H151ZM25 251H26V250H25ZM25 251L22 252V253L25 254ZM31 251H32V250H31ZM36 251H35V256H36V254L40 255L41 252H40V253H36ZM39 251H38V252H39ZM47 251H46V252H47ZM65 251H66V250H65ZM65 251H64V252H65ZM67 251H68V250H67ZM67 251H66V252H67ZM106 251H107V250H106ZM106 251L104 250V252H102V255H101V256H104V255L106 254V253H105ZM115 251H116V250H115ZM115 251L113 250L112 252H110L111 255H113L112 253L115 252ZM127 251H129V249H128ZM141 251H142V250H141ZM143 251H145V249H144ZM143 251H142V252H143ZM147 251H148V248H147ZM147 251H146V252H143V254L141 253V255H145L144 253H146V255H148V254L151 252V251H150V252L148 253ZM175 251H176V250H175ZM180 251H181V250H180ZM180 251L178 250V252H180ZM26 252H27V251H26ZM46 252H44V253H46ZM49 252H50V251H49ZM49 252H48V253H49ZM66 252H65V253H66ZM72 252H73V251H72ZM85 252H89V250L87 249V250H85ZM97 252H98V251H97ZM100 252H101V251L99 250V253H100ZM131 252H132V251H131ZM154 252H155V251H154ZM173 252H174V251H173ZM178 252H177V253H178ZM33 253H34V252H33ZM56 253H57V252H56ZM99 253H98V255H99ZM107 253H108V252H107ZM123 253H125V252L123 251ZM129 253H130V252H129ZM170 253H171V252H170ZM181 253L183 254V252H181ZM181 253H180V254H181ZM28 254H29V253H28ZM46 254H47V253H46ZM46 254H44V255L46 256ZM54 254H55V253H54ZM57 254H58V253H57ZM57 254H55V255H57ZM59 254H60V252H59ZM61 254H60V257H61ZM68 254L71 255V254H72L71 251H69ZM84 254H86V253H84ZM91 254L94 255V254H96V253H95V252H94V253H93V252L91 253V251H90V255H91ZM103 254H104V255H103ZM115 254H116V253H115ZM115 254H114V255H115ZM118 254H117L116 258H118ZM171 254H172V253H171ZM31 255H32V254H31ZM33 255H34V254H33ZM38 255L36 256L37 258H38ZM50 255H51V254H50ZM52 255H53V252H52ZM86 255L88 256V253H87ZM90 255H89V256H90ZM109 255H110V254H109ZM109 255H108V256H109ZM111 255H110V257H112L113 262H115V261H114L115 258H113L114 255H113V256H111ZM122 255L125 256V254H122ZM122 255H121V256H122ZM128 255H129V254H128ZM153 255H154V254H153ZM22 256H23V255H22ZM28 256H29V255H26V259L28 258ZM47 256H49V255H47ZM68 256H69V255H67L66 257L68 258ZM87 256H86V257H87ZM89 256H88V257H89ZM99 256H100V255H99ZM101 256L99 257L100 259L102 258ZM124 256H122V257H124ZM151 256H152V255H151ZM151 256H149V258H150L151 261H152L153 259L151 258ZM178 256H179V254L177 255L176 252H175V254L173 253V255H172L171 258H170V261H171V262H172V261H174V262L179 261V260L177 259ZM36 257H34V258H36ZM39 257H40V256H39ZM42 257L44 258V256H41V258H42ZM50 257H53V256H50ZM55 257H56V256H55ZM60 257L58 256V258H60ZM70 257H71V256H69V258H70ZM78 257H79V254H78ZM91 257H92V256H91ZM110 257H108V258H110ZM119 257H120V256H119ZM128 257H129V256H128ZM142 257H143V256H142ZM168 257H170V256H168ZM179 257H181V255H180ZM34 258H33V259H34ZM53 258H54V257H53ZM64 258H65V255H64ZM67 258H66V259H67ZM73 258H77V257L74 256ZM80 258H81V257H80ZM82 258H83V257H82ZM82 258H81L80 260H82ZM89 258H90V257H89ZM89 258H88V259H89ZM94 258H97V255L94 256ZM94 258H93V259H94ZM125 258L127 259V256H125ZM138 258H139V257H138ZM144 258H145V257H144ZM144 258H143V260H145V259H146V260L149 259V258H145V259H144ZM28 259H30V258H28ZM54 259H55V258H54ZM60 259H61V258H60ZM62 259H63V258H62ZM66 259H63V260L66 261V262L64 261L65 263L68 262V259H67V260H66ZM70 259H71V258H70ZM83 259H85V257H84ZM102 259H104V258H102ZM119 259H120V258H119ZM119 259H118V260H119ZM126 259H125V260H126ZM139 259H140V262H142V258L140 257ZM176 259H177V260H176ZM38 260H41V259L39 258ZM44 260H45V261L48 260V257H47V258H44L43 261H44ZM49 260H50V259H49ZM58 260H59V259H58ZM63 260H60V261H62V263H63ZM75 260H76V259H74V261H75ZM86 260H87V259H86ZM98 260H99V259H98ZM109 260L112 261L111 259H109ZM127 260H128V259H127ZM130 260H131V259H130ZM146 260H145V261H146ZM175 260H176V261H175ZM23 261H24V260H23ZM31 261H32V260H31ZM36 261H37V259H36ZM69 261H70V260H69ZM74 261H73V262H74ZM78 261H79V260H76V263H77V264H78ZM89 261H91V260L89 259ZM96 261H97V260L95 259V261H93V262L91 261L90 263L93 264V263L95 262L96 264H99V263H98L99 261H98V262H96ZM116 261H117V260H116ZM120 261L124 262V260H121V259H120ZM134 261H136V263H137L138 260L136 259V260H134ZM134 261L132 260L133 263H134ZM145 261H144L143 264H145ZM27 262H28V260H26V263H27ZM37 262H38V261H37ZM37 262H35L34 264H36ZM39 262H42V260L39 261ZM80 262L82 263L83 261H79V263H80ZM85 262H86V261H84V264H86ZM101 262H103V261L100 260V263H101ZM122 262L119 263V261H118L119 264H123ZM125 262L127 263V261H125ZM146 262L148 263V261H146ZM149 262H150V260H149ZM163 262H165V261H163ZM163 262H162V263H163ZM166 262H168V261H166ZM26 263H25V264H26ZM47 263H48V264H51L52 261H51L50 263H49V261H48ZM54 263H55V262H54ZM54 263H53V264H54ZM81 263H80V264H81ZM126 263H124V264H126ZM147 263H146V264H147ZM168 263H169V262H168ZM172 263H173V262H172ZM172 263H170V264H172ZM177 263H178V262H177ZM37 264H39V263H37ZM42 264H43V262H42ZM44 264H46V263H44ZM57 264H58V262H57ZM63 264H64V263H63ZM74 264H75V262H74ZM82 264H83V263H82ZM128 264H130V262H128ZM137 264H138V263H137ZM140 264H142V263H140ZM149 264H151V262H150ZM165 264H166V263H165Z\"/></svg>", "mask_w": 264, "mask_h": 264}]
</instances>
